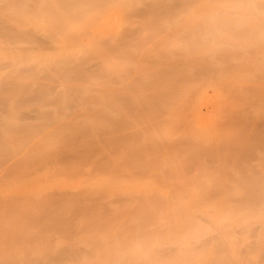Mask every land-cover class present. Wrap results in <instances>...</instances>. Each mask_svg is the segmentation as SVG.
<instances>
[{"label":"bare ground","instance_id":"1","mask_svg":"<svg viewBox=\"0 0 264 264\" xmlns=\"http://www.w3.org/2000/svg\"><path fill=\"white\" fill-rule=\"evenodd\" d=\"M135 1H140V4H137ZM135 1L133 3L134 5L130 6V4L127 2V0H123V1H121V0H0V179L1 178L6 179V181H8V179L11 180V182L8 181V182H5V184L0 185V187L5 188V189L0 188V190H1L0 192H2V191L5 192V190L9 187L17 186L18 185L17 183H20V180H18V179H22L21 183H28L31 185L33 184V181H35L36 184L43 183V186H40V188H38V189H37V186H32L34 189V190H32V191H34L33 193H30V192L27 193L26 192V194H22L21 191H19V190H21V187H17L19 193L15 194V196L5 195L4 193H0V264H86V261L87 260L89 261L88 255L89 254H95V253L98 254V256H100V257L97 256V258H99V259H96V258L91 259L92 261L93 260L94 261L96 260V261L91 262V260H90L89 261L90 264H114V262L116 261V260H114V256H110L109 260H107V259L105 260L103 257H102L103 258L102 259L101 256H105V254L109 253L110 251L113 252V250L118 251V250H122V249L129 248V247H135L134 246L135 242L139 241V240H140L139 241L140 244L136 243V248H132V249H135L134 251L135 252L138 251V253L141 251L143 252L145 250H148V252L146 251V253H150L149 256L147 254L148 258L144 259V260L139 259L138 254L133 255V253H130V251H129V253H127L126 256L122 260H120V261L117 260L118 262L115 264H264V183H261L263 181V180H260L262 178L261 177L260 179L256 178L255 181H258V182H253V184H248V183H251L250 181L246 182L248 180H251V178H249L250 176L249 177L245 176L246 173L243 171L244 166L242 168L240 166V168H239V165H241L240 164L241 162H242V164L243 163L245 164L248 161L247 158L248 159L251 158L250 161L251 160L253 161V159L258 160L254 156L255 154H253V152L255 153V151H256V150L255 151L252 150V149H254L253 148L254 146L256 147V145L257 146L260 145V147L262 146L260 149L264 150V79H263L264 77L261 76L262 79L256 78V75L257 76L260 75L261 72L258 73V71H257L256 72L257 74L254 77H251V75L249 77H247L250 80V81H248L249 84L246 83L244 85V84L240 83L237 87H235L236 91H235L234 87H232V90L230 88V91L232 93L231 95H233L235 98L234 99L235 102L234 101L233 102L231 101V102L234 106L236 104H238V105L235 106L234 111H233L234 107L231 108V110L233 112L231 110H229V108L226 107L228 110H226L225 112L228 111V113L226 114L227 115L226 119L224 118L226 121L223 120V122L224 121L225 122L224 123L222 122V123L224 126L227 125L228 129H229V126L231 128V125L232 126L235 125V126H233V127H235V128H233V132L231 131L232 128L229 130L233 133V134H231L232 139H230V138L227 139L226 137H222V134H220V136L222 137L221 138L218 135L220 140L221 139H223V140L227 139L225 141L226 143L225 142H224V144L219 143L221 141L218 140V142L216 141V144L214 142V143H210L209 145H204L202 147L203 148L202 150L199 147V149H200L199 153H197V151L195 150L196 155H192V153H194L193 152L194 150L192 151V153L191 152H190V154L188 153L191 157H194V156L199 157V156H201V154H202V156L212 157V158L209 157L208 159H212V160H210L211 164H213V165L217 164L218 165V166L217 165L213 166V168H211L212 170L214 169L213 171H216V173H218V175H219V177H217L218 181L214 182L215 180H213V181H211V182H213L212 184L203 185L202 188L205 189V191L201 194L192 196L190 194L191 191H190V193L186 192L187 190L185 187H187V188H188V186H190V187L195 186L196 187L197 186L196 184H194V185L188 184V186H187V184L185 183L186 185L183 186L182 183H181L182 185L180 183H179L180 185H177L174 183V184L168 185V187H167L168 183L166 182V180H165V182H166L165 183V182L161 181V179L159 178L161 173H160V175L158 173H156L157 176L153 175V179H155V177H158V179L156 178L155 180H158L159 182L161 181L160 183L163 182L164 184L163 185L161 184L162 186H164L166 184L165 187L167 189H170V188L171 189L172 188H178L179 189L181 187L182 190H180V189L179 190L183 191V193L186 192L184 194H181V197L183 199V203H181V204H180V202L178 203L181 205V207H180V205H178V207L183 208L182 209L183 214L178 215V218L174 219V221H173L174 223H177V224L181 223L182 227H185L184 230L187 227V231L189 229H190V231H192V228H194V225L202 226L203 224L204 225L209 224V226L207 228H203V229L199 230L198 233L196 232V234H192L193 231H192V233L189 231L192 234V236L190 237V240L188 239L189 241L187 244L177 243V242H174V240H173V242L165 241V239L166 238L168 239V237H166L164 239V241L160 240L159 237L160 236L163 237V235H164L163 233L166 232L165 231L166 230L165 225H167L166 223H168V222L167 221H166V223L164 221L162 222L163 213L161 212L162 213V219H161L160 215L158 213H156V211H155V208L159 209V211H160V209H162L161 207L160 208L158 207L159 206L158 204H159V202H161V200H162L161 198L163 196L162 197L159 196L160 197V200H159V198L156 197L157 194L155 195L154 192L151 194H138L136 192L123 194V193H120L121 192L120 191L119 193L115 192V193H112L113 195L112 194L110 195V194H106V192L103 190L102 191L103 193H101V196L98 195L101 198L99 200L98 196L96 197V193H94V195H92L91 191L89 190V188H91V186L89 187L87 185L88 183H84L83 185L85 187H82L80 189V192H78L81 195L76 194V192H73L74 194L71 193L73 195V197H70L71 194L69 193V196L64 195V196H66V198L64 197L65 198L64 199L62 194L58 191L59 189L48 191L47 190L48 188H46L47 187L46 184L54 183L60 177L59 174H61L62 171H58V170H62L60 168L62 163L66 162V161L76 162V159L79 162L81 159H82V161L80 162L78 167H75V169L73 170V173L70 175L71 177L74 174L77 176L78 173L83 174L85 172L84 174H86V175L90 174L89 176L92 179V177H97L95 175L99 176V175H102L103 173L105 174V172L106 173L112 172L113 177H115V175H118L115 177V180H116V182L119 183V181H117L118 177L122 174V172L124 173V171L125 172L127 171V169L124 170V167H122L123 171L121 170V168H120L121 163H128L129 164L131 162L129 165L134 164L135 168H138V167L140 169L142 168L141 169L142 171L138 170V172H136L137 170L133 171V168H132V171L129 172L131 169L127 167L130 170L128 171L129 173H126V175L132 174V176L134 175V177H135V173L136 174L137 173L143 174L142 172H146L147 170H151L152 166L155 167V165L157 164L156 159L158 158L159 155L156 154L157 155V156L155 155L157 157L156 158L154 156L155 152L152 155L153 158H156L155 161H154V159L152 161L150 156H148V154L146 152H142V153H138V151L136 152L138 147L141 146L140 144H142V148H144L146 145H148L150 148L151 144H152V146H151L152 148L153 147L155 148V146H158V147H156V149H153V150H157V151H158L157 148L162 147L163 144H164L163 147L166 146L165 145L166 139L169 138V136L165 140H163V142L160 140H156L157 138L154 140L150 136L146 137L145 134L142 136V135L138 134L139 131L137 133V130H139V129L142 130L141 126H143V129H144L145 123H144V125H142V123H141L140 124L141 126L138 127L139 129L137 128V125H136L135 128H137V130L134 128L136 130L135 131L132 128V130H133L132 131L131 127L128 126L129 124H127V123H129V121H127V119L132 118V114L134 112L133 115L134 116L137 115L136 117H138L135 119L137 121L139 119V115H141V113L143 112L142 111L140 113L138 110L139 109L143 110L142 108H144V110H145L147 107L149 108V106H151V105L153 106L154 102H155L154 105H156L155 107L164 106L163 102L159 101V100L160 99L164 100L168 96V95H165V98H161L162 95L164 97L163 93H165L167 91V89H168L167 92L170 91L169 90L170 88L165 89L166 86L165 87L161 86L163 89H165V90H163L164 91L163 92L162 89L160 88V86H157V85H154V87L156 86L155 88L153 86H152V88H150L151 86H149V85H148L149 88L148 87L146 88L145 84L142 83L141 79H138V81L136 79H135L136 81L135 80L133 81V79L129 80L130 82L133 81V83H129V81H128L129 85L130 84L131 85L132 84H136V85L141 84V85L140 86L138 85L139 88L135 87L133 89V95H131L130 93H129L130 95H128L126 92L123 93L124 92L123 91L122 92L123 95L122 94L120 95L121 98L123 97L122 98L123 101H125L124 99H126V102L130 101L128 98H130L131 96L136 98L135 95L136 94L138 95V92L139 93L141 92V91H139L141 87H145V90L147 89L145 94H147L149 96L151 95V97H148V98H150L151 100H152V98L156 99V100H154V102L152 101L153 104H150L151 100H149L148 98H145V97H147L143 92L145 90H143L144 88L143 89L141 88V90H143L141 92L142 95L141 94H140L141 96L138 95L137 99L139 97L142 98V96H143L145 100L142 98L143 100L139 99V104L137 101L136 102H137L138 106L140 105L142 107L140 108V106H139V108H138L136 102L134 101L135 102V104H134V102L131 100L130 102H132V104L136 105L138 110L134 105H133L134 107H131L132 105H130L131 108L128 107L129 110L126 109L127 112H131L130 110H134L133 108H135V111L128 114L126 111H123L122 108L125 106L122 104V102H120L121 100L118 101V102H120V104H122L121 109L117 108V106H112V104H109V102H111L110 101L111 98H113V100L112 99L111 100H112V102H114V98L119 97V95H118L119 93H117V92L120 90V88L122 90V87H121L122 82H120L121 84H116V85H118L117 88H115L113 85H111V87H110V85H108L110 82L111 83L113 82V79H112V81H110L111 79L109 81L107 80L109 82V83L107 82V84L105 82L100 83L98 81H94L96 83L98 82L96 84L95 88L90 87L94 83L92 84L90 82V84H89L90 79H92L94 77L93 79L95 80V77L96 78L98 77L97 72L96 73L93 72L94 76L90 77V74H92L94 67H97L95 69H98V66H99V70H102V69H100L101 65L99 64V62H101V63L106 62L105 58H103V57L106 56V59L108 58L107 60H109L108 63L113 64V62H111L110 58H109L113 52L111 54H109V57H107V55L103 56L104 54L102 52L101 53L103 55H101L100 52L99 53L96 52L95 50H94L95 51L94 52L93 50H91L92 49L91 45L94 44L92 41H91L92 43L90 45L91 47L89 46V43L87 42V44H88L87 47L89 46L88 48H90L89 50L85 46V44H83L82 46H81L82 43L79 44V46L81 47V50H82L83 46L87 48V49L83 48L84 51L82 50L83 52L81 54H83L84 52L85 53L87 52L86 53L87 55L85 53L83 55H76V53L79 50H76L75 48H73V45L71 48H69V49H71V53H69V51H68V54H66V55L64 54L63 56H61V58H59V57L53 58V57H50L48 54L41 52L42 50L48 49L51 47L53 48V49L51 48L52 51H54V50H55L54 52H56V50L59 51V47H58V49H56L57 45H55L56 47H54V43H59V46H60V44H63L65 42H68L67 44H69V45L73 44L72 40L78 41V38L80 35H77L78 33L77 34L75 33L77 31L75 29L79 30L82 25H84L83 27H85V24H88L89 22L91 23V21H92V23L90 25L92 26V24H94V22H97L96 19L98 20V18L100 17V15L102 13H105V12L111 10L112 7H115V5L118 6V4L125 6V9H123L124 11H122V13H121L122 19H123V16H126L123 14V13L126 14V11L129 13V14L127 13L128 18H130L131 15H134V14H137V15H139V14L145 15L146 14L147 16L150 15V17H148V19L150 18L151 20H148V19L146 20V18H147L146 15L145 16L143 15L145 18V21L142 18V23H143V25L149 24V27H150V24H153L151 26L153 28V26L155 27L156 24H162L163 25V21H161V19L164 16L168 17V19H169V16H171L170 14L175 15V14H178L182 10L184 12L185 7H190L191 5H192L191 7H194V5L199 4V2L201 3L200 0H135ZM125 2H127V3H125ZM209 2H211V0ZM242 2L245 5L247 3L246 6L245 5L242 6L243 8L245 7V9H244L245 13H244V15L243 14L242 15L246 18V20L249 19V18L247 19L246 15L248 14V17H249L250 16L249 14H252L254 11L253 8H257V9L259 8L258 10H260L261 7L264 8L263 4L261 5V7H259L261 3H264V0L263 1L262 0H245V1L243 0ZM207 3L203 4V5L204 6L207 5ZM233 5L235 6L234 2L232 4L231 8H233ZM237 5L238 4H236V6ZM208 6L210 7V5H208ZM224 6L226 7V5H224ZM196 8H197V6H196ZM229 8H230V6H229ZM262 8H261V10H262ZM207 9H209V8L206 7V10ZM250 9H251V11H250ZM196 10H201V9H196ZM196 10H193V11L195 12ZM237 10L239 12V9H237ZM176 11H177V13H175ZM213 11H214V9H213ZM240 11H243V10H240ZM246 11H247V13H246ZM130 12H131V15H130ZM222 12H223V10H222ZM228 12H229V10H228ZM195 13H198V15H199L198 11ZM205 13H206V11H205ZM233 13H234L233 16L235 17V13H237V12L234 11ZM167 14H169V16ZM210 14H211V12H209V15ZM223 14L224 13H222L221 15L223 16V18H225ZM142 15H139V16L142 17ZM185 15H187V14H184V16ZM188 15L190 16V14H188ZM209 15L206 14V17H208ZM254 15L257 16L258 17L257 19L259 20L260 17H262L261 15H263V14L260 11V14H257V15L254 14ZM258 15H260V16H258ZM189 16H188V18H189ZM194 16H196V15H194ZM203 16L205 17L204 14H203ZM217 16H215L216 20L220 19V22H222L223 18H220L221 17L220 15H219L220 16L219 18ZM228 16H229V14H228ZM231 16L232 15H230L229 17H231ZM127 17H124V20L126 21L125 26H127L128 22H130L128 20L131 19V18L128 19ZM151 17L153 18V20ZM200 17H201V15H200ZM206 17H205V20L207 22L211 23L209 18L206 19ZM229 17H227V18H229ZM239 17L241 20L242 16L240 15ZM239 17H237V18H239ZM263 17H264V15H263ZM121 18H120V20H121ZM125 18H127L128 20ZM190 18L192 20L194 19L193 17H190ZM197 18H199V17H197ZM215 18L213 21H215ZM233 18H230V19L233 21ZM182 19L186 21L185 18H182ZM196 19H194V20L196 21ZM230 19H228L227 21H231ZM194 20H193V22H195ZM218 20H217L218 24L216 22H214L217 24V27L220 24L222 25V23H219ZM234 20H235V18H234ZM170 21L168 20V22H170ZM213 21H212V23H213ZM223 21H224V19H223ZM263 22H264V18H263ZM183 23H187L184 25H186V27L188 26L187 21L186 22L183 21ZM195 23H199V21L195 22ZM223 23H225V21ZM228 23H230V22H228ZM231 23H233V22H231ZM252 23H253V20L250 23V25ZM255 23H256V21H255ZM234 24H236L235 21H234ZM257 24H258V22H257ZM90 25H86V26H90ZM146 25L143 29L146 31L145 28L147 27V31H148L149 27ZM176 25H178V24H176ZM196 25H198V24H196ZM231 25L235 26L233 24H231ZM237 25L238 26L240 25L239 28L241 27V24H237ZM237 25L235 26L236 28H237ZM247 25L249 26V22H247ZM73 26H75L74 27L75 32L73 31L75 35L72 32ZM77 26L79 28H77ZM137 26L135 28L133 27V29H132L128 25L126 30H124L125 29L124 28L123 30H121L123 32H121V31L120 32L121 33L126 32V35L128 36V38L131 39V35H134V34L136 35V32L134 30L135 29H136V31L138 30ZM181 26H183V25H180L179 27H181ZM258 26H260V25H258ZM263 26H261V27H263ZM164 27H165V25H164ZM179 27H177V28H179ZM82 28H81V30H83V34H85L86 32L84 33V30L88 31L87 29L89 27H87L86 29L85 28L82 29ZM139 28H140L139 30H141L145 33V31L141 27H139ZM155 28L157 29L158 27H155ZM159 28L161 29V31H163L162 29H164V28H161V26H159ZM159 28H158V31L156 29L155 30L159 34L162 33V35H163V32L165 30L163 32H160ZM172 28H173V26L171 27V30L174 32V30ZM220 28H222V31H223V26L219 27V29ZM225 28H226V26H225ZM246 28H249V27H246ZM127 29H129V30H127ZM149 29L152 31L151 28H149ZM187 29H188V27H187ZM191 29H192V27H191ZM233 29L235 30V28H233ZM238 29H236V30H238ZM240 29H242V27ZM81 30H79V32ZM171 30L170 29L167 30V33H171L172 32ZM250 30H247L246 33L248 31H250V32L253 31L252 29H250ZM261 30H263V28ZM190 31H192V30H190ZM199 31H200V28H199ZM203 31H205L204 28H203ZM127 32L128 33L131 32V33L127 34ZM143 32H141V33H143ZM152 32L154 34V30ZM173 32L171 34H173ZM180 32H179V34H180ZM193 32H195V31H193ZM193 32L191 33L192 36H193ZM137 33H139L138 35L141 34L140 32H137ZM159 34H158L157 38L160 37L161 34L160 35ZM228 34H230V32ZM126 35H124V38L126 37ZM194 35H196V34H194ZM213 35H214V33H213ZM226 35L227 34H225V36ZM73 36H75V37H73ZM189 36H191V35H189ZM203 36L204 35H201V37H203ZM227 36L225 38H227ZM120 37H122V36H120ZM120 37H118V39ZM136 37L137 36H135L134 38L136 39V41H139V42L143 38V37L140 38L139 36L137 38ZM165 37H166V39L168 37V40L171 39V38H169V37H171L169 34H166V36L164 35V39H165ZM216 37L217 36L215 35V38ZM69 38L72 39L71 40L72 42H70V43L67 40ZM124 38L123 39L120 38L118 41H120L121 39L125 40V41L129 40V39L126 40V38L125 39ZM134 38L131 40L132 41L135 40ZM194 38L195 37H193V39ZM259 38H261V37H259ZM106 39H109V38H106ZM138 39H140V40H138ZM164 39H162V42L166 43L168 40L166 41V39H165V41H163ZM185 39L183 38L182 40L186 41ZM252 39L255 40V38H253V37H252ZM93 40H94V38H93ZM101 40L103 41V43ZM101 40L98 39L97 42L99 43L101 41V43L104 44V41H105L106 46L111 45L110 43H109V45L107 44V42H109L108 40H103V39H101ZM116 40H117V38H116ZM122 40L120 42H122L124 44L125 42ZM146 40H147V38H146ZM179 40L177 39V41H179ZM226 40L228 41V39H226ZM136 41H134V42H136ZM147 41L150 42V40H147ZM160 41H161V39H160ZM160 41L152 43L151 44L152 47H151L150 43L147 42L148 43L147 45H150V46H148L150 48H148L147 50H151L152 52L147 51V50L144 51L142 48L144 53H142L140 51L138 56H137L138 53L133 56L134 53L130 54L128 52H127V56H126V50H127L126 48H128L129 46L126 45V48H125V46L124 47L121 46L122 49L125 50V52L122 53L123 57H124V59L126 57L128 59V56H130V55L133 58L136 56L135 58H137V57L138 58L134 59V61H132V62H135L136 60H138L137 61L138 65H139V61H141V62H146V64L148 66L153 63L152 61H154V59H155V62H157V60L159 61V59H161V61H163L162 58L167 61V57L165 56V54L167 52L160 50L162 52L161 53L159 51V49H161V48L159 47V49H157L158 47H156V45L158 46L159 43H162ZM169 41L171 42L172 40H169ZM183 41H182V43H183ZM227 41H226V43L229 44L228 42H230V41H228V42ZM231 41H234V40L231 39ZM260 41H261V39H260ZM97 42H95V43H97ZM134 42L129 41V43H131V44H133ZM168 42L166 43L167 45H169V43H170V42L169 43ZM172 42L175 44L174 40ZM215 42H217V41H215ZM262 42H261V44H262ZM115 43L117 44L118 42H115ZM177 43H179V42H176V44ZM182 43L180 42V44H182ZM226 43H225V45H226ZM253 43H254V41H253ZM105 44L102 45L103 47L100 45H97V46H100V48L104 49ZM116 44H113L112 46L115 47ZM240 44H243V43H240ZM120 45H122V44L121 43H119V45L117 44V47L119 48ZM153 45H154V47H153ZM189 45H190V43H189ZM259 45H260V43H259ZM134 46H135L136 50H138V49L141 50V48H139V46H137L138 47V49H137L136 44ZM162 46H164V45H162ZM61 47H63V45H61ZM93 47H95V45H93ZM260 47H262V46H260ZM260 47H259V49H260ZM96 48H98V47H96ZM129 48H131V47H129ZM153 48L155 50L156 49L157 50L154 51ZM177 48H178V45H177ZM102 49H100V50H102ZM257 49H258V47H256L255 51H257ZM90 50L93 51V53ZM206 50H208V49H206ZM72 51H73V53H72ZM188 51H189V49H188ZM210 51L213 52V50H210ZM259 51L260 50H258L257 52H259ZM120 52L121 51H119V53ZM159 52H160V55L165 56L166 58L165 57H162V58L158 57V56H160V55L157 56V54H159ZM212 52H210V53H212ZM242 52H243V50H242ZM115 53L116 52H114L113 54H115ZM239 53H240V50H239ZM71 54H74V55H71ZM89 54L90 55L92 54V55L89 56ZM96 54H97V56H96ZM122 54L120 53L121 56L118 58L115 55H113V57H115L116 60H118V61H116V62H118V64H117L118 66L120 65L119 63H121V61H122L120 58L123 59ZM124 54L126 57L124 56ZM143 54H145V57H143L144 56ZM146 54H148L151 57V59L149 56L146 57ZM150 54L152 56L155 55L157 58L152 57ZM222 54H223V52H222ZM85 55L88 59L86 61H85V57H83ZM116 55L118 56V52ZM215 55L217 56V54H215ZM262 55H263V52H262ZM131 56H130V58L132 59ZM223 56H224V54H223ZM225 56L227 57L226 54H225ZM242 56H244V55H242ZM257 56L256 57L252 56L251 60H253V62L249 61V62H252L251 66H249V63H247L249 66V68H247V70L252 68V69H250V71L253 70V72H254L253 74H255V70L257 69V67L260 68L259 67L260 65L257 66V64H260V63L256 62V65L253 64V63H255L254 61L257 58ZM72 57H73V59H71ZM74 57L76 58V60ZM81 57H83L84 60H82L83 58H81ZM113 57L111 56V58H113ZM148 57L150 60L148 59ZM187 57H189V56H187ZM239 57H241V55ZM260 57L262 58L264 56H260ZM89 58H91V59H89ZM140 58H143V59L146 58V60L145 59L140 60ZM201 58H202V56H201ZM102 59H104V61ZM127 59H125V60L127 61ZM71 60H72V62H74V61L76 62L78 60L77 64L79 66L76 63H73V64H75L76 68H74V70H72L71 72H73L72 74L74 75L75 72L79 71L80 74L79 73L78 74L81 76V77H79L80 81H79V78L77 77V75H76V77L78 78V80L76 79V77H73V78H75V80H77V82L75 81V82L70 83L67 79H66V81H64L65 80L64 75L66 73L63 75L62 71H60V73L57 72L59 76L62 77V75H63L64 78H62V79H57L56 76H51V74H49L50 70H52V72L50 71V73H53V69H58L57 71H59L60 69H62V66H64L65 64L68 66V64H70ZM119 60H121V61H119ZM129 61H130V59H129ZM181 61H183V60H181ZM222 61H224V60H222ZM132 62H131V65H132ZM40 63H42V65ZM43 63H44V66H43ZM128 63L130 64V62H128ZM128 63H127V65H129ZM197 63H199L198 59H197ZM201 63H202V61H201ZM201 63H199L200 65H197L195 63L197 66H195V68L191 67L192 71L191 72L189 71L190 73L188 72V74H187V72H186V75H185V73H184V75H182L183 74V72H182L181 76L182 77L185 76L187 79L189 78L188 79L189 81L191 78L195 79L194 77H196L198 75H199V77H200V75L201 76L203 75L205 77L206 75H204V74L209 73L208 70L212 69V68L211 67L206 68V67L202 66ZM228 63H230V62H228ZM123 64H124V62L122 63V65ZM109 65L112 66L111 64H109ZM117 65H114L112 67L113 69H111V67L109 66L110 69H109L108 73H110V74L113 73V72L111 73L110 70L116 71L115 66H117ZM184 65H185V63H184ZM228 65H230V64H228ZM245 65H246V63H245ZM254 65L256 66L255 70L252 67ZM65 66L63 67V69L67 70L68 68H67V66L65 68ZM71 66L72 65L69 66L70 67L69 71L71 70V68L74 65L72 67ZM108 66H106V67L104 66L106 71L108 70L107 69ZM157 66L158 65H156V67ZM239 66L242 67L243 65H241V63H240V65H238V67ZM248 66H246V67H248ZM104 67H103V71H104ZM246 67H244V69H246ZM148 68L146 67V69H148ZM232 68L233 67H231L230 69H232ZM75 69H78V70L75 71ZM95 69H94V71H95ZM135 69H138V68L136 67ZM227 69L229 70V68H227ZM240 69H239V71H240ZM89 70L91 73L89 72ZM151 70L153 71L152 68H151ZM69 71H67V72H69ZM117 71L120 72V69ZM128 71L130 72V67H129V70H127V72ZM169 71L172 73L171 69ZM169 71H167L168 74L170 75L171 78H173L174 74L172 73L173 75L171 76V73H169ZM261 71L264 72L263 70H261ZM98 72L100 73V71H98ZM162 72H163V70H162ZM244 72H246V71H244ZM54 73H55V71H54ZM86 73H88V74L90 73L88 78L86 76ZM155 73H156V70H155ZM237 73L239 74V72H237ZM67 74H69V73H67ZM141 74H142V72H141ZM73 75H71V73H70V78H68V79L72 80L73 78L71 76H73ZM105 75H107V74L104 72V75L102 74V76L104 77ZM113 75L114 74H112L111 76H113ZM154 75L152 73L151 76L155 77ZM166 75H167V73H166ZM166 75L164 74L163 78ZM83 76H86L85 78H87V79H82ZM102 76L98 77V78H101V79H99L100 81L103 80ZM111 76L109 75V77H108V75H107V77H108L107 79L113 78ZM116 76H118V75H116ZM116 76L114 75L115 78H116ZM227 77H228V75L226 76V78ZM243 77L244 76H242L241 79H243ZM258 77H260V76H258ZM123 78H125V77H123ZM253 78H255V79H253ZM104 79L106 80L105 77H104ZM117 79L119 80V78H117ZM117 79H114V81L117 82ZM160 79H161V77H160ZM237 79H238V76H237ZM245 79L246 78H244V83H245ZM105 80H103V81H105ZM204 80H206V79H204ZM222 80L223 79H221V81ZM238 80H237V82H238ZM194 81L197 82L198 78H197V80H193L192 85L194 84ZM221 81L219 82V84L221 83ZM158 82L160 83V81H157V83ZM222 82H223L222 84H224V81H222ZM239 82H240V80H239ZM246 82H247V80H246ZM113 83H115V82H113ZM128 83H126L127 85L123 84V86L126 85L125 88L124 87L123 88H124V90H126V87H127V90H126L127 92L129 90L128 89L129 87L133 88L131 85L129 86ZM205 83H206V81H205ZM105 84L108 85V88H107V86L104 87ZM153 84H155L154 81H153ZM184 84L187 85V82H185ZM97 85L98 86L103 85V86L98 87ZM160 85H162V81H161ZM164 85L165 84L163 83V86ZM178 85H180V84H178ZM188 85H189V83H188ZM205 85H207V84H205ZM230 85H231V83L229 82V86ZM93 86H95V85H93ZM181 86H178V87L180 88ZM209 86H211V85H209ZM118 87H119V89H118ZM157 87H158V89L160 88V91H162V94L160 93V91H158V92L153 91L155 89L157 90ZM189 87L190 86H188V88ZM222 87H224V85ZM136 88L138 91L136 90ZM203 88H205V87H203ZM148 89H149V91L152 89L150 91V93H149ZM193 89H194V87H192V89L189 90V92H188L189 96H190L191 91L194 92L197 90V89L196 90H193ZM220 89H222V92H223V88L220 87ZM233 89H234V91H233ZM134 90H135V92H134ZM176 90H179V89H176ZM200 90H201V87H200ZM237 90L239 92H241L242 95L237 94V92H238ZM108 91L110 93H108ZM198 91L199 90H197V92ZM230 91L228 90V92H230ZM72 92H74V94H72ZM130 92L132 93V89L130 90ZM180 92H181V90H180ZM193 92H192L191 97L194 100V97H193L194 93ZM77 93L79 95L83 94L81 96V99L78 98L79 95H78V97L75 96V94L77 95ZM134 93H136V94H134ZM157 93H159V95ZM69 94L70 95L72 94L71 96H73V97H71ZM126 94L128 96H125ZM183 94H184V92H183ZM152 95L154 97L156 96V98L152 97ZM186 95H187V93H186ZM231 95L230 94L228 95V99L233 100V99H231L233 96L230 97ZM59 96H60V98H58ZM61 96H66L67 98L70 96L72 99L77 97L78 100H77V98H76L77 102L74 100H73V102H71L72 100H68V103L70 105H68L66 102V105L64 107L62 106L64 108V110H66V111L64 113V112H62L63 110H60L62 112L61 113L59 110L57 111L53 108L55 105L59 104V99H61V98L63 99V97H61ZM106 96L108 97L106 99H108L109 101L108 100L107 101L101 100L102 102L99 101V98H101V97L104 98ZM159 96H160V98H157ZM70 97H69V99H71ZM97 97H99V98H97ZM195 97H197V95ZM168 98H170V96ZM57 99H58V102H57ZM118 100H119V98H118ZM165 100H164V102H166V104H167L168 101H165ZM142 101L143 102L146 101L147 105H146V102H145V104H143ZM158 101H159L160 106L156 104V102H158ZM183 101H185V99ZM187 101H188V99L185 101L187 106L189 104H192V101L191 102L189 101L188 104H187ZM118 102L115 101L114 104H118ZM126 102H124V104H126ZM161 102H162V104H161ZM231 102H230V104H231ZM240 103H242L241 106L239 105ZM243 103H245V105ZM95 104H103V105L109 104L108 105L109 110L115 109V111L113 110L111 112H115V113H119V114H120V112H122L120 115L121 117L118 118L117 117L119 115L118 114V115H116L117 118L114 116H112L113 117L112 118L109 116L110 115L109 110L107 111L106 109H103V107L95 108L94 107ZM128 104H129V102H128ZM183 104H184V102H182V105ZM230 104H229V106L228 105L227 106L230 107ZM43 105H44V107H42ZM110 105L112 107H110ZM143 105L145 107H143ZM59 106L61 109L62 108L61 105H59ZM237 106H240V107H237ZM164 107L166 108L167 106H164ZM164 107H161V108L163 109ZM180 107H179V109H178V107H175L174 111L175 110L179 111L181 108H184V106L181 108ZM192 107H193V105H192ZM148 108H147V110L157 109L154 107H152V108L150 107V109H148ZM161 108H160V110H161ZM236 108H238V109H236ZM58 109H59V107H58ZM116 110H118V111L116 112ZM120 110H122V111H120ZM190 110L189 111L187 110L188 115H190L189 113L192 112ZM150 111H152V110H150ZM162 111H165V110L163 109ZM230 111H231V113H229ZM137 112L139 114L135 115V113H137ZM171 112L170 113L167 112L166 114L169 115V114H171ZM58 113H59V116H58ZM124 113L125 114L127 113V115L129 117L126 116V118H124V117L122 118V115L123 116L125 115ZM159 113L160 112H158L157 114L159 115ZM162 113H160V115ZM154 115H155V112H154ZM177 115H179V114H177ZM134 116H133V118H135ZM163 116H165V115H162L161 117L158 116V117L163 118ZM169 116H171V115H169ZM165 118H166L165 120L168 119L167 116H165ZM169 118L170 119H168V120H170V121L172 118H173V120L177 119V117L176 118L175 117H172V118L169 117ZM180 118H183V117L180 116ZM150 119L154 120L153 117H151ZM156 119L157 118L155 117V120ZM185 120L188 121V119L184 118L183 121H185ZM130 121L134 122V119H131ZM157 121H159V120H157ZM157 121H155V122H157ZM161 121H162V119H161ZM150 122L152 123V121H148V124ZM176 122H175V124H176ZM135 124H138V123H134V125ZM158 124H157V126H158ZM170 124L175 125L174 123H170ZM163 125L164 124H162V126ZM187 125H186V128H184V129H186V131H184V134H185V132L187 134L189 133V132H187V130L190 128L189 127L187 128ZM218 125H216V126H218ZM151 126H153V125H151ZM221 127L223 128L222 125H221ZM145 128H147V127H145ZM154 128H156V126ZM174 128H176V127H174ZM156 129H158V127ZM161 129H162V127H161ZM145 130H147V129H144L142 131L145 132ZM150 130H149V132H150ZM222 130H224V129H222ZM218 131H219V128H218ZM224 131H227V129H225ZM234 131H235V134H234ZM143 132H140V133L143 134ZM191 132H192V129H191L189 135L183 134L185 136V137L184 136L183 137L186 139V141L188 140L190 142V140H194V139L196 140V136L191 134ZM166 134H168V133H166ZM190 134L195 136V137H193L194 139H190V137H191ZM172 135H174L173 131L171 132V136ZM226 135H227V133H226ZM233 135H236L235 138L237 140L234 138ZM91 136H94L95 138H91ZM148 137H150V138L148 139ZM172 137H174V136H172ZM233 138L236 140V142L231 141V140H233ZM174 139H176V137ZM237 141H241L242 143L249 141L250 143L247 142L248 144L247 143L245 144V146H247L245 148L244 144L241 145V142H239V144H238ZM15 142L19 143V144L17 146H15L14 145ZM167 142H168L167 145L172 144L170 141H167ZM189 142L187 144H189ZM103 143L109 147V149H110L109 154L106 152V148L103 149L101 147H97V144H103ZM120 143H122L123 145L127 144L128 146L127 145L123 146ZM190 143H192V141ZM250 144L252 147L250 146ZM193 145H191V147L194 149L196 148V146L198 147L197 144L194 145L195 147ZM248 145L251 148L248 147ZM176 146H177V148L178 147L180 148V146H182V145L178 146V144H177ZM130 147L133 149H131ZM170 147H168V149L166 148L167 152L171 149ZM175 147H172V149ZM183 147H181L182 153H183V151L185 152V149ZM239 147H240V149H239ZM134 148H135V150H134ZM185 148H186V146H185ZM243 149H245L244 151L246 153H247V151H249L251 149L252 151L250 150L249 154L252 152L250 155H252L254 157H252L249 154H246L244 152L247 155V158H244V156H246V155L242 152ZM116 150H118V151H116ZM122 150H125V151H122ZM161 150H162V152L164 151V149L159 148V152H161ZM197 150H198V148H197ZM239 150H241V152ZM263 150H261V151H263ZM177 151H178L177 154H179L180 149ZM188 151H190V150L188 149ZM188 151H186V152H188ZM169 152H171V151H169ZM186 152H185V155L187 154ZM114 153H115V155H114ZM118 153H121V155L123 154L124 156H126L128 162L127 161L124 162V160H126V159H123V157L121 160H119L121 157H118V156H120ZM242 153L244 154L243 157L240 156ZM159 154H160V156H159V158H160L161 155H163L164 153H159ZM165 154H167V153H165ZM109 156H110V158H113V156L114 157L117 156L118 159L113 158L114 161L113 160L111 161L110 158L108 159ZM171 156H172V154H171ZM202 156L200 158H202ZM236 156H240V158L242 157V159H240V161H239V159H236ZM174 157H176V156H174ZM261 157H264V156H261ZM195 158H197V157H195ZM208 159L206 161H209ZM177 160H178V158H177ZM177 160L175 158V161H177ZM193 160H195V159L191 158L190 161L193 162ZM241 160H246V162L241 161ZM263 160H264V158H263ZM78 161H77V163H78ZM116 161H120V164L117 165ZM199 161H201V159ZM199 161H196V163L194 161L193 164H198L200 166V163H197ZM259 161H261V159ZM262 162L264 163V161H262ZM117 163H119V162H117ZM158 163H159V160H158ZM201 163H203V162H201ZM210 163H209V165H211ZM170 164H172V162H170ZM205 164L208 165V162L207 163L205 162ZM247 164H248V162H247ZM117 166H118V168H117ZM179 166H180V164H179ZM251 166H253V165H251ZM262 166H264V164ZM175 168H178V167L176 166ZM207 168H210V167L208 166ZM106 169H108V170H106ZM118 169L121 172L116 171ZM233 169H237V173L244 172V173H242L243 174L242 176H244L246 184H242V185L239 184V183H241V180L243 178L242 179L238 178V179H240L238 186H233V185L229 184L230 181L233 180V182H234V180L237 179L231 175ZM241 169H243V170H241ZM251 169H253V168H251ZM254 169H255V167H254ZM101 170H103V171H101ZM95 171L97 173L99 171V174H97ZM154 171H156V170H154ZM42 172L43 173L45 172V174L47 175L46 178H44V176H41ZM113 172L114 173L116 172L118 174H116V173L114 174ZM133 172H135V173L133 174ZM162 172H164V174H166L165 170ZM198 172H197V174H198ZM255 172L258 173L259 171L257 172V170H254V175H255ZM92 173H94V176H92L93 175ZM149 173H150V171H149ZM208 173H209V171H208ZM138 174H137V176H138ZM178 174L179 175L181 174L184 177V172L183 173L178 172ZM198 175H200V174H198ZM198 175L195 178H197ZM202 175L200 177H198L197 179L201 178ZM209 175L210 174H208V176ZM89 176H88V178H89ZM145 176L146 175H144V178H145ZM162 176L166 177L164 175H162ZM177 176L175 178H177ZM204 176L206 177V175H204ZM215 176H217V175H215ZM242 176H240V177H242ZM73 177H75V176H73ZM113 177H112V179L108 178L109 181H110V179H111V181H113V179H114ZM12 178L16 179L14 181H16V182L18 181V182L17 183L13 182L14 184H10V183H12V180H13ZM170 178H171V176H170ZM179 178L181 179V177H179ZM185 178L186 177H184V179ZM141 179H143V177H141ZM164 179H166V178H164ZM214 179H216V177ZM134 180H136V179H134ZM143 180H145V179H143ZM125 181H127V179ZM141 181H139V182H141ZM197 182H200V181L197 180ZM242 182H244V181H242ZM113 183H115V182L113 181ZM236 183H237V181H236ZM93 184H95V183H93ZM99 185H100V183H99ZM157 185H159V184H157ZM135 186L136 185H134L133 186L134 188L133 187L132 188L135 189ZM196 188H200V185L198 184V186ZM171 189L169 191H171ZM183 189L186 191H184ZM203 189H201V190H203ZM71 191H73V190H71ZM173 191L174 190L172 189V191H171L172 193L168 196V198H164L162 200L163 203L161 202V204H162L161 206H165V208L170 207V209L172 208L169 205L171 204V202L173 203V200L177 196L180 195V194H176L178 190L176 192L175 191L173 192ZM199 191L200 190H198V193H200ZM66 192L67 191H65L64 194L68 193V192L67 193ZM82 193H84L85 196L83 195V197H82ZM57 194H60V196H62L63 200H60L61 197H59L60 198L59 199ZM75 194L77 195L75 197V199L77 198V200H79V199L81 200V198H82V199H84L85 202L83 203V201H81V203H80V201L79 202L76 201V203H75V199H74V200H72V201H74L72 203L70 198L73 199ZM87 194L90 195V197ZM78 195L80 196V198L78 197ZM56 196H57V198H56ZM49 197L50 198L53 197V200L57 203V206L54 205L55 203L52 204V201H50V199H49L50 205L47 203L46 207H45L44 202L45 201L48 202L47 199ZM68 197H69V201H71V205L73 204L72 209L74 208L76 212L79 210V208H77V210H76V207L80 206L79 203L83 205V207L80 206L82 208V211H83V208L86 210V212L84 210L83 213H85V214L87 213L86 215H88V216L90 215V213H91V215L94 214V212L96 211L94 208H100L101 213H102V215H100V218L104 217V219H105V217H106V219L107 220L109 219L110 222L107 224L106 223L102 224V225L97 224L99 228L98 227L96 228L95 226H97V225H95L94 227H92L93 229L90 228V231L85 233L84 231L87 230V227H85V226H88V224L83 223V222H85V220L84 221L82 220L83 219V213H80L79 211L77 213H73V212H75L74 209L73 210L70 209L72 213H70V210L67 211L68 208H66V207L68 205H70V203L67 202ZM25 198H27L28 203H32V204L34 203L36 205L37 204L42 205V203H43L44 205H43V207L40 205V207L42 209L38 208L37 210L39 212H37V213H36V210H34L33 213L32 212L30 213L27 211L28 208H26V210L23 209V211L24 212L26 211V212L24 213L23 211H21L22 214L21 213L20 214L22 216L19 214V217L18 216H12L11 215L12 213L10 212V211L15 212V210H16L15 207H17V206H15L14 208L10 207L13 210H8V208L5 209V207H3V205H7V204H10L13 202H16L18 205H20L19 202ZM86 198L88 199V201H86ZM151 199H154V201L156 199V206L158 205L157 207H155V208L153 206H152L153 208L150 207L151 205H149V204H153V203L148 204L147 202ZM157 199L159 200L158 203H157ZM115 201H116V203H118L119 206H121V208H122V204H124L123 205L124 209L125 208L127 209V207L130 206L129 204H132L128 213L124 214V216L126 215L125 217H122L123 215L122 216L120 215V217L122 219L119 217L118 214L115 213L116 211H113L114 210L113 208L109 207ZM128 201H130V203H128ZM179 201H182V200L180 199ZM143 202H145V203L143 204ZM150 202H152V200ZM58 203H60V204H58ZM85 203H87V204L85 205ZM125 203H126V205H125ZM127 204H128V206H127ZM145 204H148L149 206L145 205ZM139 205L141 207L138 209L137 206H139ZM153 205H155V202ZM172 205H174V204H172ZM27 206L30 207L29 205H27ZM74 206H76V207H74ZM97 206H99V207H97ZM175 206H173L174 209H176V207H177V206L176 207ZM64 208H65V210H64ZM70 208H71V206H70ZM121 208L119 207L118 209L121 210ZM29 209H31L30 211L33 210L32 208H29ZM63 211H65L64 213L67 212L66 213L67 215L65 214L66 216H63V214H64ZM91 211H93V213ZM179 211H181V210L179 209L178 212ZM68 212H69L70 216L68 215ZM101 213L98 212V214H101ZM114 213H115V216H114ZM169 213L171 215V212H169ZM176 213H177V210H176ZM60 214H62V215H60ZM71 215H73V216H71ZM116 215H118V216H116ZM11 216H12V218H11ZM59 216H63V218L59 217ZM74 216H76V217H74ZM68 217H69V220H68ZM98 217H99V215H98ZM113 217H115V218L112 219ZM60 218L65 223L62 224V220ZM86 218L89 220V217H86ZM169 218L170 217L168 215V220H169ZM84 219H85V216H84ZM64 220H66V221H64ZM81 222H82V224H81ZM63 225H65V226L69 225L70 227L69 226L64 227ZM62 226L64 227V231L62 230L63 229ZM168 226H170V225L168 224ZM147 227L148 228L150 227V228L147 229ZM203 227H205V226H203ZM45 228L48 230H45ZM94 228H96V229H94ZM198 228L199 227H197V229ZM33 230H35V231L33 232ZM44 230H45V232H40V231H44ZM56 230L58 232H54L52 234L51 231H56ZM184 230L182 228L181 233ZM30 231L33 232V234H31ZM29 233H30V235H29ZM55 233H57V237L61 235L60 237H58V238L62 239L61 242L54 240L55 239L54 238ZM244 234H245L244 238L240 239L241 235H244ZM24 235H25V237H23ZM31 235H32V237H31ZM187 235L188 234H186V236ZM238 235H240V236H238ZM27 236H30L31 239ZM168 236H170V235H168ZM81 237H83V238H81ZM86 237H87V239H86ZM151 237H156V238L152 239ZM164 237H165V235H164ZM80 238H81V240H83V242L84 241L87 242L88 245L87 244L84 246L80 245V243L84 244L83 242H81ZM84 239H86V240H84ZM142 239H144L145 242H149L148 244H150V245L148 246L147 243L144 242V240L142 241ZM169 240H171V239H169ZM176 241H178V240H176ZM144 244H145V246H144ZM143 247L145 248V250H143L144 249ZM120 253H121V251H120ZM96 254L94 255L95 257H96ZM85 256L87 257L86 261L83 260V258ZM90 258H92V256H90ZM89 262L87 264H89Z\"/></svg>","mask_w":264,"mask_h":264},{"label":"rangeland","instance_id":"2","mask_svg":"<svg viewBox=\"0 0 264 264\" xmlns=\"http://www.w3.org/2000/svg\"><path fill=\"white\" fill-rule=\"evenodd\" d=\"M121 1H123V0H121ZM135 1V0H134ZM134 1L133 0H127V2L130 4V6H132V5H134L133 3H134ZM201 1V3L199 2V4H196V5H194V7H185V9H184V12H183V10L182 11H180L178 14H175V13H177V11L174 13L175 15H172V14H170L171 16H169V14H167L168 16H169V19H168V17H163L162 19H161V21H163V25L162 24H154L155 25V27H158L159 28V26H161V28H164V29H162L163 31H161V29H160V32H163V35H162V33H158L157 31H158V28L156 29L154 26H153V28L151 27L153 24H150V27H149V24H145L146 26H148L149 28H151L152 29V31L154 30V34H153V32L148 28V31H147V27L145 28L146 29V31L143 29L144 27H145V25H143V23H142V18H143V20L145 21V18H144V16L146 15H142V14H139V15H142V17H140L139 15H137V14H134V15H131V12H130V15H131V19L130 18H128L127 16V11H126V14L125 13H123L124 15H126V16H123V19L121 18V16H122V11H124L123 9H125V6L124 5H121V4H118V6L117 5H115V7H112L111 8V10H109V11H107V12H105V13H102L101 15H100V17L98 18V20L96 19V21L97 22H94V24H92V26L90 25L91 23H92V21H91V23L89 22L88 24H85V27H83L84 25H82L81 26V28L82 29H86L87 27H89L87 30L88 31H85L84 30V33L85 34H83V30H81V28L79 29V30H81L80 32H79V30L78 29H75V30H77L76 32L74 31V27L75 26H73V29H72V32L74 31L77 35H80L79 36V38H78V41L76 40H72V39H67L68 41H69V43L70 42H72L73 44H67L68 42H65V43H63V44H60V46H59V43H54V47H56L55 45H57V48L56 49H58V47H59V51L58 50H56V52H54V51H52L51 50V48H48V49H44V50H42L41 52L42 53H46V54H48L50 57H53V58H61V56H63L64 54L66 55V54H68V51H69V53H71V49H69V48H71L72 47V45H73V48H75L76 50H79L77 53H76V55H83V54H81L84 50H83V48L85 49L86 47H87V42L89 43V46L91 45V43L93 42L94 44L93 45H95V47H93V45H91L92 46V49L91 50H95L96 52H102L101 53V55H103V56H105V55H107V57H109V54H111L112 52L114 53V52H116L115 54H113L112 53V55H110V61L111 62H113V64L112 63H108V61L109 60H107L106 59V56L105 57H103V58H105V61L106 62H99V64L101 65L100 66V69H102V70H99V66H98V69H95V68H97V67H94V69H95V71H94V69H93V71H92V74H90L91 72H90V70H89V74H90V77L91 76H94V73L93 72H97V75H98V77L100 76H102V74L104 75V72L108 75V77H109V75L111 76L112 74H114L115 76L116 75H118V76H116V78L114 77V75L113 76H111V77H113V78H109V79H107L108 77H107V75H105L104 77L106 78V80L104 79V77L102 78L103 80H105V81H103V80H99V79H101V78H96L95 77V80L92 78V79H90V81H89V84H90V82L93 84V85H95V86H93L92 84V86H90V87H92V88H95L96 87V84L98 83V82H105L106 84H107V82L110 80V81H112V79H113V82H115V83H109L108 85H110V87H111V85H113L115 88H117V86L118 85H116V84H121L120 82H122V90H121V88H120V90L117 92V93H119L118 95H119V100H118V98H114V102L115 101H120V102H122V104L125 106V107H121V105L122 104H120V102H118V104H114V102H112V100H113V98H109L110 99V101L111 102H109V104H112V106H117V108H119V109H123V111H126L127 112V110H129L128 109V107H130V105H132L131 107H136L137 108V106H138V104H139V99H144V97L142 96V98H138L137 99V96L138 95H142V91L143 90H145V87L147 88H149V86H151L150 88H152V86L154 87V85H157V86H160V88L162 89V91L163 90H165V89H167V88H170L169 90V92H167L168 91V89H167V91L165 92V93H163L164 94V97H163V95H162V97L161 98H165V95H168L164 100L165 101H168L167 102V104H166V102H164V100L163 99H160L159 101H162L163 102V105L164 106H167L166 108L164 107V106H161V107H164L163 109L165 110V111H162L163 109L161 108V107H155L156 105H154L155 104V102H154V100H156V99H153L152 98V100L150 99V98H148V97H151V95L149 96V95H147V94H145L146 93V90L145 91H143L144 92V94L147 96V97H145V98H148L149 100H151V102H150V104H153V102H154V104H153V106L151 105V106H149V108L148 109H150V107L152 108V107H154V108H157V109H150V110H152V111H150V110H147V108L144 110V108H142L143 110H138V108H139V106H138V108H137V110L141 113L142 111L144 112H142L141 113V115H139V119L136 121L135 119L136 118H138V117H136L137 115L136 114H139L138 112L137 113H135V115L136 116H134L133 114H134V112L133 111H135V108H133L134 110H130L131 112H133V114H132V118H129L130 120L131 119H134V122L133 121H130L129 119H127V121H129V123H127V124H129L128 126L129 127H131V130H132V128H133V130H137V128L138 127H140L141 125V123H142V125H144V123H145V126H144V129H147V130H145V132H143L142 130H144L143 129V126H141V128H142V130L141 129H139V130H137V133H138V131H139V133L138 134H140V135H144L145 134V136L147 137V136H150V137H152V139H156V140H160V141H162L163 142V140H165L168 136H169V138L171 139H169V138H167L166 139V146H164L163 147V145H162V147H159L160 149H164V151L162 152V150H161V152H159V148H157L158 149V151L157 150H153V149H156V147H158V146H155V148L153 147H151L152 146V144H151V146H150V148H149V146L148 145H146L144 148H142V144H140L141 146H139L138 147V149L136 150V152L138 151V153H142V152H146L147 154H148V156H150V158H151V160L153 161V159H154V161H155V159L157 158L156 156V154H158L159 156H160V154L159 153H164L163 155H161V157L159 158V156H158V158L156 159V161H157V164L155 165V167H153L152 166V171L151 170H147L146 172H142L143 174H138V176L140 175L141 177H143V179H145V180H143V179H141V177L139 176H137V174L135 173V172H133V174L135 173V177H134V175L132 176V174H127L126 175V173H129V172H131L132 171V168H133V171H136V172H138V170H141L139 167L138 168H135V165L134 164H132V165H129L128 163H121V165H120V168H121V170L123 171V168L122 167H124V170L125 169H127V171L125 172L124 171V173L122 172V174L118 177V179H117V181H119V183L118 182H116V180H115V177L116 176H118V175H115V177H113V175H112V172H110V173H106L105 172V174L103 173L102 175H95V176H97V177H92V179L90 178V174L89 175H86V174H82V173H78V175L76 176L75 174L73 175V176H75V177H71L70 175L73 173V170L75 169V167H78L79 166V164H80V162L82 161V159L80 160L79 158V160H80V162L76 159V162H72V161H66V162H64V163H62L61 164V166H60V168L62 169V170H58V171H62L61 172V174H59L60 175V177L54 182V183H49V184H46L47 185V187L46 188H48L47 190L48 191H52V190H58L61 194H62V196H63V198L65 197L66 198V196H64V195H67V196H69V193L71 194H74L73 192H76V194H80V193H78V192H80V189L82 188V187H85L83 184L84 183H88L87 185L90 187L91 186V188H89V190L91 191V193H92V195H94V193H96V197L98 196V195H100L101 196V193H103L102 191L104 190L105 192H106V194H112V193H119L120 191V193H123V194H128V193H132V192H136V193H138V194H151V193H155V195H156V197L157 198H159V200H160V197H162L161 199L163 200L164 198H168V196L172 193L171 191H172V189L176 192L177 190V193L176 194H180L179 196H177L174 200H173V203L171 202V204L169 205V206H171L172 208H173V206H175L176 207V209H170V207L169 208H165V206H161L162 204H161V202L163 203V201L161 200V202H159V208L161 207L162 209H160V211H159V209H157V208H155V207H157L156 206V199H155V201H154V199H151L152 200V202H150L151 200H149L147 203L149 204V203H153L154 204V202H155V205H153V204H149V205H151L150 207H154L155 208V211H156V213H158L159 215H160V218L162 219V213H163V220H162V222L164 221L165 223H166V221L168 222V223H166L167 225H165L166 226V232H164L163 234L165 235V237H164V235H163V237L162 236H160L159 238H160V240H163L164 241V239L166 238V237H168V239L166 238L165 239V241H171V242H173V240H174V242H177V243H182V244H187L188 243V241L190 240V237L192 236V234H196V232L198 233V231L199 230H201V229H203V228H207L208 226H209V224L207 225V224H203L202 226H196V225H194V228H192V231H193V233H192V231H190V229L187 231V227H186V229L184 230V228L185 227H182V224L181 223H174L173 221H174V219H177L178 218V215H180V214H183V212H182V209L183 208H180L181 207V203H183V199H182V197H181V194H184V193H186V192H188V193H190V191H191V195L192 196H194V195H198V194H201V193H203L204 191H205V189H203L202 188V186L203 185H207V184H212L213 182H211V181H213V180H215L214 182H216V181H218V179H217V177H219V175H218V173H216V171H213L211 168H213V166H216L217 164H211L210 163V160H212V159H208L210 156H208V157H206V156H202V154H201V156H202V158H200L201 156H194V157H191L189 154H190V152L192 153V151L194 152V153H192V155H196L195 153V150L197 151V153H199V150L201 149H203L202 147L204 146V145H209L210 143H214L215 142V144H216V141L218 142V140H220V138H219V136H220V134H222V137H226L227 139L228 138H230V139H232L231 137H232V135L231 134H233L232 132H233V128H235V127H233V126H235V125H231V128H232V132L231 131H229L231 128H230V126H229V129L227 128V125L226 126H224L223 125V123L226 121L225 119H226V114L228 113V111L227 112H225L226 110H228L227 108H229V110H231V108H233V111L235 110V106L236 105H238V104H236L235 106L232 104V102L234 101V96L233 95H231L232 93H231V91H230V88H231V90H232V87H234V89H235V87H237L240 83L241 84H246V83H248L249 84V82L248 81H250L249 80V78H247V77H249L250 75H251V77H254L257 73V71H258V73H260L261 72V74L260 75H258V76H260V77H258L257 75H256V78H260V79H262V77L261 76H263L264 77V72H262L261 70H263L264 71V57H260V56H264V22H263V15H264V8H262L261 7V5L263 4L264 5V3H261L260 4V6L259 7H261L262 8V10H261V8H260V10H258L257 8H253V13L252 14H249L250 16L248 17V14L246 15L247 16V19L248 20H246V18L243 16L244 15V9H245V7L243 8L242 6H244L245 4L242 2L243 0H211V2H209L210 0H200ZM213 1V2H212ZM217 1V2H216ZM245 1V0H244ZM263 1V0H262ZM127 2H125V3H127ZM137 4H140V1H135ZM208 2V3H207ZM216 2V3H215ZM233 2H234V4H235V6L233 5V8H231L232 7V4H233ZM236 2V3H235ZM207 3V5H203V4H206ZM227 3V4H226ZM222 4V5H221ZM236 4H238L237 6H236ZM208 5H210V7L208 6ZM224 5H226V7L224 6ZM246 5H247V3H246ZM245 5V6H246ZM196 6H197V8H196ZM229 6H230V8H229ZM206 7L207 8H209V9H207L206 10ZM212 7V8H211ZM224 7V8H223ZM240 7V8H239ZM257 7V6H256ZM264 7V6H263ZM196 9H201V10H196ZM213 9H214V11H213ZM237 9H239V12H238V10ZM129 10V9H128ZM193 10H196L195 12H199V15H198V13H195ZM203 10V11H202ZM220 10V11H219ZM222 10H223V12H222ZM228 10H229V12H228ZM240 10H243V11H240ZM258 10V11H257ZM205 11H206V13H205ZM231 11V12H230ZM237 12V13H235V17L233 16V12ZM250 11H251V9H250ZM260 11H261V13L263 14V15H261L262 17H260V19L258 20L257 18V16H255L254 14H260ZM204 12V13H203ZM209 12H211V14L209 15ZM222 14V13H224L223 15H224V17L225 18H223V16L220 14V13ZM227 12V13H226ZM243 12V13H242ZM173 13V12H172ZM202 13V14H201ZM240 13V14H239ZM246 13H247V11H246ZM129 14V13H128ZM184 14H190V16H189V18H188V16L187 15H185L184 16ZM203 14L205 15V17H206V14H208L209 16L208 17H206V19L207 18H209V20H210V22L211 23H209V22H207L206 20H205V17L203 16ZM221 16H219V15ZM228 14H229V16L230 15H232L234 18H235V20H234V18L231 16V17H229L228 16ZM240 16H242L241 17V20H240V17L238 16V15ZM243 14V15H242ZM137 15V16H136ZM193 15V16H192ZM194 15H196L197 17H199V18H197L196 16H194ZM200 15H201V17H200ZM218 15V16H217ZM226 15V16H225ZM139 16V17H138ZM203 16V17H202ZM215 16H217L218 18L220 17V18H223L224 19V21H225V23H223L224 21H223V19H222V22H220V19L218 20V22L219 23H222V25L220 26V25H218V27H217V20H216V18H215ZM258 16H260V15H258ZM124 17H127L128 19H130V20H128L127 18H125V19H127L128 21H130V22H128V25L130 26V28H132L133 29V27L135 28L138 24V30L140 29L139 27H141L144 31H145V33L143 32V31H141V30H137L136 31V29L134 30L135 32H136V35L135 36H139L140 38H142L141 40L140 39H138V40H140V42L139 41H136V39L134 38L135 36L134 35H131V39H135V40H131L130 38H128V36L126 35V32H124V33H121V32H123V31H121V30H123L124 28V30H126V28H127V26H125L126 25V21L124 20ZM146 20L148 19V17H150V15H146ZM190 17H193L194 19H196V21L195 22H198L199 21V23H195V22H193V20L190 18ZM196 17V18H195ZM227 17H229V18H227ZM237 17H239V18H237ZM120 18H121V20H120ZM152 18V17H151ZM172 18V19H171ZM180 18V19H179ZM182 18H185L186 19V21L188 22V29H187V27H186V25H184V24H187V23H183V21L184 22H186L185 20H183ZM201 18V19H200ZM214 18H215V21H213L214 20ZM230 18H233V21L230 19ZM203 19V20H202ZM228 19H230L231 21H227ZM245 21H244V20ZM262 19V20H261ZM124 22H123V21ZM138 20V21H137ZM148 20H151L150 18L148 19ZM152 20H153V18H152ZM168 20L170 21V22H168ZM180 20V21H179ZM183 20V21H182ZM252 20H253V23L250 25V23L252 22ZM263 22H261V21ZM160 21V22H161ZM212 21H213V23H212ZM234 21H235V23L236 24H234ZM244 21V22H243ZM249 22V26L247 25V22ZM255 21H256V23H255ZM260 21V22H259ZM139 22V23H138ZM183 24H182V23ZM203 22V23H202ZM214 22H216V23H214ZM228 22H233V23H231V24H233V25H237V24H241V27H242V29H240L239 28V26L237 25V28L235 27V26H232L230 23H228ZM257 22H258V24H257ZM138 23V24H137ZM145 23V22H144ZM162 23V22H161ZM181 23V24H180ZM206 25H205V24ZM255 23V24H254ZM168 24V25H167ZM176 24H178V25H176ZM196 24H198V25H196ZM203 26H202V25ZM209 24V25H208ZM257 24V25H256ZM86 25H90V26H86ZM164 25H165V27H164ZM167 25V26H166ZM180 25H183V26H181V27H179ZM193 25V26H192ZM196 25V26H195ZM202 27H201V26ZM258 25H260V26H258ZM125 26V27H124ZM163 26V27H162ZM173 26V30H174V32L171 30V27ZM210 26V27H209ZM223 26V31H222V28H220L219 29V27H222ZM225 26H226V28H225ZM249 27V28H246V27ZM259 28H258V27ZM261 26H263V27H261ZM175 27V28H174ZM177 27H179V28H177ZM191 27H192V29H191ZM197 27V28H196ZM77 28H79L78 26H77ZM181 28V29H180ZM199 28H200V31H199ZM202 28V29H201ZM203 28L205 29V31H203ZM225 28V29H224ZM233 28H235V30L233 29ZM239 28V29H238ZM263 28V30H261V29ZM157 31H156V30ZM171 30L172 32H173V34H171V33H167V30ZM177 29V30H176ZM183 29V30H182ZM194 29V30H193ZM197 29V30H196ZM210 29V30H209ZM214 31H212V30ZM236 29H238V30H236ZM250 30V29H252L253 31L252 32H250V31H248L247 33H246V31L247 30ZM71 30V29H70ZM127 30H129V29H127ZM176 30V31H175ZM182 30V31H181ZM185 30V31H184ZM190 30H192V31H190ZM225 30V31H224ZM121 31V32H120ZM156 31V32H155ZM182 33H181V32ZM193 31H197L196 33L195 32H193ZM211 31V32H210ZM74 32H73V34H74ZM88 32V33H87ZM134 32V33H135ZM137 32H143V33H141L140 35H138L139 33H137ZM178 32V33H177ZM179 32H180V34H179ZM187 32V33H186ZM193 32V36H192V33ZM227 32V33H226ZM230 32V34H228ZM245 32V33H244ZM122 35H121V34ZM129 33H131V32H129ZM128 32H127V34H129ZM160 35V37H158L157 38V36H158V34ZM213 33H214V35H213ZM126 35V40L127 39H129V40H127V41H125V40H122L123 38H124V35ZM152 34V35H151ZM157 34V35H156ZM166 34H169L171 37H169V38H171V39H169V40H174V42H175V44L171 41H169L168 40V37H167V39H166V37H165V39H166V41L169 43V45H167L166 43H164V42H162V39H164V35L166 36ZM194 34H196V35H194ZM225 34H227L226 36H227V38H225L226 36H225ZM75 35V34H74ZM86 35V36H85ZM174 35V36H173ZM180 35V36H179ZM189 35H191V36H189ZM198 35V36H197ZM201 35H204L203 37H201ZM211 35V36H210ZM215 35L217 36L216 38H215ZM95 36V37H94ZM120 36H122V37H120ZM133 36V37H132ZM163 38H162V37ZM179 36V37H178ZM182 36V37H181ZM190 38H189V37ZM253 38H255V40L254 39H252V37ZM261 37V38H259V37ZM73 37H75V36H73ZM118 37H120V38H122L121 40L122 41H124L125 43L123 44L122 42H120V41H118L119 39H118ZM130 37V36H129ZM136 37V38H137ZM145 37V38H144ZM177 37V38H176ZM193 37H195L194 39H193ZM258 37V38H257ZM93 38H94V40H93ZM106 38H109V39H106ZM116 38H117V40H116ZM124 38V39H125ZM146 38H147V40H150V42H148L147 40H146ZM161 39V41H160V39ZM184 38H186L185 40L186 41H183L182 39ZM204 38V39H203ZM207 40H206V39ZM215 40V41H217V42H215L213 39ZM232 40H234V41H231V39ZM251 38V39H250ZM257 38V39H256ZM80 39V40H79ZM98 39H103V40H108L109 42H107V44L109 45V43L111 44L110 46H106V44H105V41H104V44H105V46H104V49H102V48H100V46H102V45H104V44H102L103 43V41H102V43H101V41L98 43L97 42V40ZM159 39V40H158ZM165 39L163 40V41H165ZM177 39L179 40V41H177ZM200 39V40H199ZM226 39H228V41H230V42H228ZM246 41H245V40ZM260 39H261V41H260ZM72 40V41H71ZM144 40V41H143ZM176 40V41H175ZM189 42H188V41ZM198 40V41H197ZM75 41V42H74ZM92 41V42H91ZM129 41L130 42H134V41H136V42H134L133 44H131V43H129ZM157 41H160V42H162V43H159L158 44V46L156 45V47H158L157 49H159V47L161 48V49H159V51L161 50V51H164V52H167L166 54H165V56L167 57V61L165 60V59H163L162 57H165V56H162V55H160V52H159V54H157V56L158 55H160V56H158V57H160V58H162V60L163 61H161V59H159V61L157 60V62H155V59H154V61H152L153 63L151 64V65H147L146 64V62H141V61H139V65L137 64V61L138 60H136L135 62H132V61H134V59H137V58H133L131 55V57H132V59L130 58V56H128V59H127V52L128 53H130V54H132V53H134L133 54V56L135 55V54H137V56L139 55V53H140V51L142 52V53H144L143 52V50L145 51V50H147L148 48H150V47H148V46H150L152 43H155V42H157ZM182 41H183V43H182ZM226 41L229 43V44H227L226 43ZM248 41V42H247ZM253 41H254V43H253ZM263 41V42H262ZM95 42H97V43H95ZM115 42H118L117 44L119 45V43H121L122 45H120L119 46V48L117 47V44L115 43ZM150 43V45H147L148 43ZM176 42H179V43H177L176 44ZM180 42L182 43V44H180ZM186 42V43H185ZM252 44H250V43ZM261 42H262V44H261ZM80 43H82L81 44V46L83 45V44H85V46L86 47H84L83 46V48H82V50H81V47L79 46V44ZM189 43H190V45H189ZM225 43H226V45H225ZM240 43H243V44H240ZM259 43H260V45H259ZM113 44H116V46L115 47H113L112 45ZM136 44V47L137 46H139V48H141V50L140 49H138V47H137V49L138 50H136L135 49V45ZM250 44V45H249ZM258 46H257V45ZM61 45H63V47H61ZM69 45V46H68ZM80 47H78V46ZM97 45H100V46H97ZM126 45L127 46H129V47H131V48H126ZM162 45H164V46H162ZM177 45H178V48H177ZM53 46V45H52ZM88 46V47H89ZM90 46V47H91ZM121 46H125V48L127 49L126 50V56H125V54H124V56L126 57L125 59H127V61L124 59V57H123V54L122 53H124L125 52V50L124 49H122V47ZM141 46V47H140ZM247 48H246V47ZM258 47V49H257V51L258 50H260L259 52H257V51H255V49H256V47ZM260 46H262V47H260ZM87 47V48H88ZM96 47H98V48H96ZM103 47V46H102ZM106 47V48H105ZM117 47V48H116ZM151 47H152V45H151ZM153 47H154V45H153ZM166 47V48H165ZM187 47V48H186ZM216 47V48H215ZM245 47V48H244ZM253 49H252V48ZM259 47H260V49H259ZM86 48V49H87ZM96 48V49H95ZM121 48V49H120ZM142 48H143V50H142ZM201 48V49H200ZM233 48V49H232ZM53 49V48H52ZM90 48H88V50H89ZM100 49H102V50H100ZM154 49V48H153ZM152 49V50H153ZM156 49V50H157ZM188 49H189V51H188ZM206 49H208L209 51L210 50H213V52L212 51H210V52H212V53H210L208 50H206ZM224 49V50H223ZM243 50V52H242V50ZM246 49V50H245ZM263 49V50H262ZM47 50V51H46ZM73 50V49H72ZM87 50V51H88ZM90 50V51H91ZM155 49H154V51H156ZM195 50V51H194ZM239 50H240V53H239ZM262 50V51H261ZM61 51V52H60ZM93 51H91L92 53H93ZM94 51V52H95ZM119 51H121L120 53L122 54V57H123V59L126 61H124L122 58H120L121 60H119V61H121V63H119L120 65L118 66L117 64H118V62H116V61H118V60H116V58L115 57H113V55H115L117 58L118 57H120L121 55H120V53H119ZM147 51H150V52H152L151 50H147ZM229 51V52H228ZM248 51V52H247ZM106 54H105V53ZM117 52H118V56L116 55L117 54ZM149 52V53H150ZM158 52V51H157ZM156 52V53H157ZM181 52V53H180ZM209 52V53H208ZM222 52H223V54H224V56H223V54H222ZM261 52V53H260ZM262 52H263V55H262ZM60 53V54H59ZM72 53H73V51H72ZM87 53V52H86ZM85 53V54H86ZM90 53V52H89ZM148 53V54H149ZM155 53V52H154ZM162 53V52H161ZM220 53V54H219ZM238 53V54H237ZM243 53V54H242ZM148 54H146V57L147 56H149ZM180 54V55H179ZM185 54V55H184ZM187 54V55H186ZM206 54V55H205ZM215 54H217V56L215 55ZM219 54V55H218ZM225 54L227 55V57L225 56ZM71 55H74V54H71ZM87 55V54H86ZM86 55L85 56H83V57H85V61L86 60H88L87 59V57H86ZM92 55V54H91ZM90 54H89V56H91ZM99 55V54H98ZM144 56L143 57H145V54H143ZM151 55V54H150ZM191 55V56H190ZM194 55V56H193ZM198 55V56H197ZM223 57H222V56ZM241 55V57H239ZM242 55H244V56H242ZM246 55V56H245ZM258 55V56H257ZM260 55V56H259ZM31 56V55H30ZM96 56H97V54H96ZM111 56L114 58H111ZM141 56V55H140ZM152 56V55H151ZM184 56V57H183ZM187 56H189V57H187ZM201 56H202V58H201ZM208 56V57H207ZM252 56H254V57H256L257 56V60L255 59V63H253V64H255L256 65V62H258V63H260V64H257V66L258 65H260L259 67L260 68H258L257 67V69H256V66L254 65V66H252L253 67V69L255 70V74H253L254 72H253V70H251L250 71V69H252V68H250L249 70H247V68H249V66H251L252 65V62H253V60H251V58H252ZM32 57V56H31ZM76 57V56H75ZM74 57V58H75ZM83 57H81V58H83ZM150 57V56H149ZM149 57H148V59H149ZM152 57H156L155 55H153ZM165 57V58H166ZM194 57V58H193ZM222 57V58H221ZM243 57V58H242ZM246 57V58H245ZM250 57V58H249ZM157 58V57H156ZM188 60H187V59ZM222 60H224V61H222ZM239 58V59H238ZM71 59H73V57L71 58ZM89 59H91V58H89ZM129 59H130V61H129ZM141 59H143V58H140V60ZM145 60H146V58H144ZM143 59V60H144ZM147 59V60H148ZM150 59H151V57H150ZM149 59V60H150ZM183 60V61H181V60ZM191 59V60H190ZM197 59H198V62L199 63H201V61H202V63H201V65L202 66H204V67H206V68H212V69H209L208 71H209V73H205L204 75H206L205 77L202 75H200V77H199V75L198 76H196V77H194L195 79H193V78H191L190 79V81L184 76V77H182L181 76V74H182V72H183V74L182 75H184V73H185V75H186V72H187V74H188V72L190 71H192V69H191V67L192 68H195V66H197V65H200L199 63H197ZM212 59V60H211ZM244 59V60H243ZM254 59V58H253ZM75 60H76V58H75ZM82 60H84V58L82 59ZM81 60V61H82ZM103 61H104V59H102ZM165 60V61H164ZM169 60V61H168ZM208 60V61H207ZM214 60V61H213ZM78 61V60H77ZM77 61L75 62H72V60H71V62H70V64H68L67 62V64H68V66H67V70L65 69H63V67L65 66H62V69H60L59 71H57L58 69H53V73H50V71L52 72V70H50L49 71V74H51V76H56V78L57 79H62V78H64L65 77V80L64 81H66V79L71 83V82H77V80H78V78L79 77H81L79 74H80V72L78 71V72H75L76 70H78V69H75V73H74V75L72 74L73 72H71L72 70H74V68H76V66H75V64H73V63H76L77 64ZM207 61V62H206ZM222 61V62H221ZM248 61V62H247ZM249 61H252V62H249ZM124 62V64L122 65V63ZM128 62H130V64L128 63ZM131 62H132V65H131ZM164 62V63H163ZM190 62V63H189ZM204 62V63H203ZM226 64H225V63ZM228 62H230V63H228ZM79 63V62H78ZM107 65H106V64ZM127 63L129 64V65H127ZM137 65H136V64ZM148 63V62H147ZM167 65H166V64ZM184 63H185V65H184ZM197 65H196V64ZM240 63H241V65H243L242 67L241 66H239L238 67V65H240ZM245 63H246V65H245ZM247 63H249V66H248V64ZM251 63V64H250ZM41 65H42V63H40ZM105 64V65H104ZM109 64H111L112 66H110ZM126 64V65H125ZM149 64V63H148ZM228 64H230V65H228ZM70 65H74L72 68H71V70L69 71V69H70ZM78 65V64H77ZM111 67V69H113L112 67L114 66V65H117V66H115V69H116V71L117 70H119L120 69V72L119 71H111L110 70V72L112 73V74H110V73H108L109 72V69H110V67ZM122 65V66H121ZM156 65H158L157 67H156ZM187 65V66H186ZM189 65V66H188ZM225 65V66H224ZM43 66H44V63H43ZM66 66H65V68H66ZM79 66V65H78ZM77 66V67H78ZM105 66H108L107 67V71H106V69H105V67H104V71H103V67ZM121 66V67H120ZM167 66V67H166ZM215 66V67H214ZM217 66V67H216ZM246 66H248V67H246ZM262 66V67H261ZM129 67H130V72L128 73L127 72V70H129ZM138 68V69H135V68ZM146 67L148 68V69H146ZM157 69H156V68ZM224 67V68H223ZM231 67H233L232 69H230ZM244 67H246V69H244ZM118 68V69H117ZM145 68V69H144ZM151 68L153 69V71L151 70ZM165 68V69H164ZM216 68V69H215ZM219 68V69H218ZM227 68H229V70L227 69ZM240 69V71H239V69ZM91 69V70H92ZM167 69V70H166ZM171 69V71H172V73L174 74V76H173V78H171L170 77V75L168 74V72L167 71H169ZM186 71H185V70ZM215 69V70H214ZM244 69V70H243ZM259 69V70H258ZM261 69V70H260ZM100 71V73L98 72V71ZM155 70H156V73H155ZM162 70H163V72H162ZM166 72H165V71ZM227 70V71H226ZM231 70V71H230ZM237 70V71H236ZM54 71H55V73H54ZM60 71H62V74L64 75L65 73V75H64V77H63V75H62V77L61 76H59L58 75V73H60ZM66 71V72H65ZM67 71H69V72H67ZM126 71V72H125ZM149 71V72H148ZM244 71H246V72H244ZM58 72V73H57ZM64 72V73H63ZM119 72V73H118ZM132 72V73H131ZM135 72V73H134ZM141 72H142V74H141ZM189 72V73H190ZM222 72V73H221ZM237 72H239V74L237 73ZM249 72V73H248ZM67 73H69V74H67ZM70 73H71V75H73V76H71L72 78L73 77H76V75H77V77H76V79L77 80H75V78H73L72 80L71 79H68V78H70ZM79 73V74H78ZM82 73V72H81ZM99 73V74H98ZM121 73V74H120ZM152 73H153V75L155 76V77H153V76H151L152 75ZM166 73H167V75H166ZM169 73H171L170 71H169ZM171 73V76L173 75ZM248 73V74H247ZM263 73V74H262ZM88 73H86V76H87V78H88V76H89V74L87 75ZM141 74V75H140ZM165 74L166 76H164V78H163V75ZM236 74V75H235ZM96 75V74H95ZM96 75V76H97ZM162 75V76H161ZM169 75V76H168ZM177 75V76H176ZM228 75V77L226 78V76ZM231 75V76H230ZM240 75V76H239ZM68 76V77H67ZM86 76H83V78L82 79H87V78H85ZM237 76H238V79L240 80V82H239V80L237 79ZM242 76H244L243 77V79H241L242 78ZM89 77V78H90ZM122 79H121V78ZM123 77H125V78H123ZM138 77V78H137ZM160 77H161V79H160ZM176 79H175V78ZM204 79H206V80H204ZM240 77V78H239ZM117 78H119V80L117 79ZM178 78V79H177ZM197 78H198V81L197 82H195L194 81V84L192 85V83H193V80H197ZM217 78V79H216ZM244 78H246L245 79V83H244ZM97 79V80H96ZM114 79H117V82L116 81H114ZM131 79H133V81L136 79L137 81H138V79H141V81H142V83L143 84H145V87H141L143 90H141V88H140V90L139 91H141L140 93L138 92V95L136 94V93H134V94H136L135 96H136V98H134L133 96H131L130 98H128L130 101L132 100L133 102L135 101H137L138 102V104H137V102H136V104H137V106L136 105H134L135 104V102H134V104H132V102H130V101H128L129 102V104H128V102H126V99H124L125 101H123L122 100V98H121V94H122V92L123 93H127L128 95H133V89L135 88V87H137V88H139V86L141 85V84H138L137 82V84L139 85H136V84H130L133 88H131V87H129L130 85H129V83H133V81H129V80H131ZM150 79V80H149ZM160 79V80H159ZM186 81H185V80ZM219 79V80H218ZM221 79H223L222 81H224V84H222L223 82L221 81ZM228 79V80H227ZM253 79H255V78H253ZM264 79V78H263ZM108 80V81H107ZM121 80V81H120ZM135 80V81H136ZM167 80V81H166ZM184 80V81H183ZM188 80V81H187ZM237 80H238V82H237ZM246 80H247V82H246ZM67 81V82H68ZM79 81H80V78H79ZM94 81H98L97 83L96 82H94ZM128 81H129V83H128ZM144 81V82H143ZM146 81V82H145ZM152 81V82H151ZM153 81H154V83L155 84H153ZM157 81H160V83H161V81H162V85H160V83L158 82L157 83ZM203 81V82H202ZM205 81H206V83H205ZM221 81V83L219 84V82ZM124 82V83H123ZM128 83V92L126 91L127 90V87H126V90H124V88H125V86L127 85L126 83ZM179 82V83H178ZM181 82V83H180ZM185 82H187V85H185L184 83ZM191 82V83H190ZM216 82V83H215ZM229 82L231 83V85L229 86ZM99 83V84H100ZM141 83V82H140ZM163 83L165 84L164 86H163ZM177 83V84H176ZM188 83H189V85H188ZM198 83V84H197ZM202 83V84H201ZM204 83V84H203ZM226 83V84H225ZM104 84V83H103ZM105 84V86L104 87H106L107 86V88H108V85H106ZM123 84H126V85H124L123 86ZM142 84V85H143ZM176 84V85H175ZM178 84H180V85H178ZM184 84V85H183ZM197 84V85H196ZM200 84V85H199ZM205 84H207V85H205ZM149 85V86H148ZM182 85V86H181ZM192 85V86H191ZM196 85V86H195ZM209 85H211V86H209ZM224 85V87H222ZM89 86V85H88ZM98 86V85H97ZM101 86H103V85H101ZM100 85L98 86V87H101ZM112 86V87H113ZM120 86V85H119ZM144 86V85H143ZM165 87V89H163L162 87ZM178 86H181L180 88L178 87ZM188 86H190L189 88H188ZM201 87V90H200V87ZM124 87V88H123ZM156 87V86H155ZM154 87V88H155ZM178 87V88H177ZM192 87H194V89L193 90H199L198 92H197V90L196 91H191L190 92V96H189V94H188V92H189V90L190 89H192ZM198 87V88H197ZM203 87H205V88H203ZM220 87L221 88H223V92H222V89H220ZM132 89V93L130 92V90ZM137 88H136V90H137ZM160 88L158 89V87H157V90L155 89V90H153V91H160ZM185 88V89H184ZM187 88V89H186ZM111 89V88H110ZM118 89H119V87H118ZM176 89H179V90H176ZM234 89H233V91H234ZM152 90V89H151ZM150 90V91H151ZM180 90H181V92H180ZM187 90V91H186ZM228 90L230 91V92H228ZM138 91V90H137ZM148 91H149V89H148ZM150 91H149V93H150ZM162 91H160V93L162 94ZM179 91V92H178ZM186 91V92H185ZM235 91H236V89H235ZM238 91V90H237ZM121 92V93H120ZM134 92H135V90H134ZM164 92V91H163ZM183 92H184V94H183ZM192 92L194 93V95L196 96L197 95V97H195L194 95H193V97H194V100H193V98L191 97V95H192ZM200 92V93H199ZM108 93H110L109 91H108ZM116 93V94H117ZM130 93V94H129ZM148 93V94H149ZM186 93H187V95H186ZM72 94H74V92H72ZM71 94V95H72ZM125 95V96H128V95ZM158 95H159V93H157ZM230 94L231 96L230 97H232L231 99H233V100H230V99H228V95ZM237 94H241L242 95V93L241 92H237ZM70 95V94H69ZM70 95V96H71ZM78 93H77V95L75 94V96H77L78 97ZM83 95V94H82ZM82 95H79V97L78 98H80L81 99V96ZM117 95V96H118ZM123 95V94H122ZM140 95V96H141ZM157 95V96H158ZM69 96V97H70ZM109 96V95H108ZM116 96V97H117ZM161 96V95H160ZM160 96L159 97H157V98H160ZM170 96V98H168ZM185 98H184V97ZM187 96V97H186ZM61 97H63V99L61 100V99H59V104H57V105H55L53 108L55 109V110H63L62 112H64L65 113V111L66 110H64V106L66 105V102H67V104L68 105H70L69 103H68V100H72L71 102H73V100L74 101H76L77 102V100H78V98L77 97H75V98H71V97H73V96H71L70 98L71 99H69V97L67 98L66 96H61ZM152 97H154L153 95H152ZM229 97V98H230ZM58 98H60V96L58 97ZM76 98H77V100H76ZM97 98H99V97H97ZM102 98V99H101ZM101 98H99V101L100 102H102V101H107L108 99H106V98H108L107 96L106 97H101ZM154 98H156V96L154 97ZM185 99V101L188 99V101H187V104H188V102L190 101H192V104H189L188 106L186 105V102L185 101H183L184 99ZM190 98V99H189ZM79 99V100H80ZM117 99V100H116ZM137 99V100H136ZM142 99V100H143ZM182 99V100H181ZM192 99V100H191ZM196 99V100H195ZM43 100V99H42ZM41 100V101H42ZM66 100V101H65ZM102 100V101H101ZM145 100V99H144ZM148 100V101H149ZM158 100V99H157ZM98 101V102H99ZM109 101V100H108ZM147 101V100H146ZM145 101V102H146ZM153 101V102H152ZM159 101L158 102H156V104L157 105H159ZM176 101V102H175ZM231 102V104L233 105H231L230 104V102ZM57 102H58V99H57ZM124 102H126V104H124ZM141 102V101H140ZM143 102V101H142ZM145 102H143V104H145ZM162 102H161V104H162ZM182 102H184V104L182 105ZM235 102V101H234ZM108 104V105H109ZM129 106H128V105ZM179 104V105H178ZM224 104V105H223ZM229 104H230V107H228L229 106ZM241 104L242 103H240L239 105L241 106ZM244 105H245V103H243ZM59 105H61V107L63 108H61L60 109V106ZM105 105V106H104ZM95 104L94 105V107L95 108H101V107H103V109H106L107 111L109 110V106L108 105H106V104ZM134 105V106H133ZM146 105H147V102H146ZM192 105H193V107H192ZM226 105V106H225ZM228 105V106H227ZM243 105V106H244ZM107 106V107H106ZM111 105H110V107H112ZM160 106V105H159ZM183 107L184 106V108H181V107ZM186 106V107H185ZM232 106V107H231ZM240 106H237V107H240ZM42 107H44V105L42 106ZM58 107H59V109H58ZM130 107V108H131ZM142 106H140V108H141ZM143 107H145L144 105H143ZM170 107V108H169ZM175 107H178V109H179V107L181 108L179 111H177V110H175L174 111V109H175ZM192 107V108H191ZM227 107V108H226ZM160 108H161V110H160ZM113 109V108H112ZM127 109V110H126ZM170 109V110H169ZM189 111L190 109V111H192L191 113H189L190 115H188L187 114V110ZM236 109H238V108H236ZM114 111H115V109H113ZM113 110H109V116L110 117H112V116H114V117H116V115H118L119 113H115V112H111V111H113ZM160 110V111H159ZM186 112H184V111ZM118 110H116V112H117ZM120 111H122V110H120ZM147 111V112H146ZM168 113H170L171 111V114H169V115H171V116H169L168 114H166L167 112ZM174 111V112H173ZM232 111V110H231ZM231 111L229 112V113H231ZM232 111V112H233ZM61 112V111H60ZM59 112V113H60ZM61 112V113H62ZM131 112H127L128 114H130ZM154 112H155V115H154ZM158 112H160V113H162L161 115H160V113H159V115L157 114ZM59 113H58V116H59ZM121 113L122 112H120V114L117 116L118 118L119 117H121L120 115H121ZM127 113L123 116L122 115V118L124 117V118H126V116H128L127 115ZM174 113V114H173ZM150 114V115H149ZM157 114V115H156ZM177 114H179V115H176ZM162 115H165V116H167V118L168 119H170L169 117H177V119L176 120H173V118L171 119V121L170 120H165L166 118H165V116H163V118H159L158 116H162ZM62 116V115H61ZM133 116L135 117V118H133ZM180 116H182L183 118H180ZM189 116V117H188ZM193 118H192V117ZM116 117V118H117ZM129 117V116H128ZM151 117H153L154 118V120L153 119H150ZM155 117L157 118L156 120H155ZM113 118V117H112ZM159 118V119H158ZM188 119V121L187 120H185V121H183V119ZM190 118V119H189ZM225 118V119H224ZM161 119H162V121H161ZM157 120H159V121H157ZM164 120V121H163ZM223 120H225L224 122H223ZM126 121V122H127ZM144 121V122H143ZM148 121H152V123L150 122L149 124H148ZM155 121H157V122H155ZM167 121V122H166ZM174 121V122H173ZM177 121V122H176ZM131 122V123H130ZM154 122V123H153ZM174 123L175 124V122H176V124L175 125H172V124H170V123ZM185 122V123H184ZM187 122V123H186ZM223 122V123H222ZM134 123H138V124H135L134 125ZM164 124L163 126H162V124ZM222 123V124H221ZM133 124V125H132ZM148 124V125H147ZM156 124V125H155ZM157 124H158V126H157ZM161 124V125H160ZM166 124V125H165ZM188 124V125H187ZM219 124V125H218ZM136 125H137V128H135L136 127ZM151 125H153V126H151ZM156 126V128L158 127V129H156V128H154L155 126ZM186 125H187V128L189 127L190 129H188L187 130V132H189L190 133V131H191V129H192V132H191V134H193V135H195L196 136V140L193 138V137H195V136H193V135H191V137H190V139H194V140H190V142L192 141V143L194 144V145H198V147L196 146V148L194 149V148H192L191 147V145H193L192 143H190L188 140L186 141V139L184 138L185 136L184 135H186L187 133L185 132V134H184V131H186V129H184V128H186ZM216 125H218V126H216ZM221 125L223 126V128L221 127ZM134 126V127H133ZM176 127V128H174V127ZM185 126V127H184ZM145 127H147V128H145ZM150 127V128H149ZM161 127H162V129H161ZM166 127V128H165ZM172 127V128H171ZM225 127V128H224ZM135 128V129H134ZM218 128H219V131H218ZM151 129V130H150ZM173 129V130H172ZM222 129H227V131H224V130H222ZM132 130V131H133ZM135 130V131H136ZM149 130H150V132H149ZM169 131V132H168ZM174 132V135H172V136H174V137H172L171 136V132ZM140 132H143V134H141ZM152 132V133H151ZM136 133V132H135ZM166 133H168V134H166ZM189 133L187 134V135H189ZM195 133V134H194ZM199 133V134H198ZM226 133H227V135H226ZM184 134V135H183ZM226 136H225V135ZM234 134H235V131H234ZM167 135V136H166ZM219 135V136H218ZM224 135V136H223ZM184 136V137H183ZM234 136V138H235V136L236 135H233ZM150 137H148V139L150 138ZM176 137V139H174ZM198 137V138H197ZM221 137V136H220ZM221 137V138H222ZM91 138H95L94 136H91ZM233 138V140H231V141H235L236 142V140ZM247 138V137H246ZM173 139V140H172ZM198 139V140H197ZM216 139V140H215ZM227 139H221L220 141L221 142H219V143H222V144H224V142L227 140ZM167 141H170L172 144H168L167 145ZM186 141V142H185ZM200 141V142H199ZM250 141V140H249ZM249 141H247L248 143H250ZM189 142V144H187ZM238 142V144H239V142H241V141H237ZM247 142H244V143H242L241 142V145H243L244 144V146H245V144L247 143ZM165 143V142H164ZM174 143V144H173ZM226 143V142H225ZM247 143V144H248ZM19 143H16L15 142V146H17ZM121 145H123L122 143H120ZM119 144V145H120ZM178 144V146L179 145H182V146H180V148L178 147L177 148V146L176 145ZM125 146L127 145V144H124ZM123 145V146H124ZM172 145V146H171ZM193 145V146H194ZM128 146V145H127ZM171 146V147H170ZM176 146V147H175ZM184 146V147H183ZM185 146H186V148H185ZM250 146H251V144H250ZM249 145H248V147H250ZM97 147H101V148H103V149H105L106 148V152L109 154V152H110V149H109V147L107 146V145H105L104 143L103 144H97ZM168 147H170L171 149L169 150V151H171V152H167L166 151V148L168 149ZM172 147H175V148H173L172 149ZM181 147H183L184 149H185V152L186 151H188V149L190 150V151H188V152H186L187 154L185 155V152L183 151V153L181 152L182 150V148ZM188 147V148H187ZM192 149H190V148ZM195 147V146H194ZM199 147H200V149H199ZM242 147V146H241ZM247 146H245V148H246ZM252 147V146H251ZM250 147V148H251ZM262 147V146H261ZM260 147V145H256V147L254 146L253 148L254 149H252V150H256L255 151V153L253 152V154H255L254 156L258 159V160H254L253 159V161L251 160L250 161V159H248L247 158V155L246 154H249V151L251 150H249V151H247V153L244 151L245 149H243L242 150V152L246 155V156H244V154L242 153L240 156H244V158H247V162H248V164L250 165H248L247 164V162H246V160H241V161H244V162H246L245 164L243 163L242 164V162L240 163L241 165H239V168H240V166H241V168L244 166V170L243 169H241V170H243L245 173H246V175L245 176H250L249 178H251V180H248V181H246V182H251V183H248V184H253V182H258V181H255L256 180V178H261L260 180H263L261 183H264V166H262L264 163L262 162V161H264L263 160V158L264 157H261V156H264V150L263 149H260L261 148ZM108 148V149H107ZM122 148V147H121ZM127 148V147H126ZM125 148V149H126ZM131 148V147H130ZM177 148V149H176ZM197 148H198V150H197ZM244 148V147H243ZM123 149V148H122ZM131 149H133V148H131ZM153 151H152V150ZM180 149V153L179 154H177V150H179ZM239 149H240V147H239ZM259 149V150H258ZM134 150H135V148H134ZM151 150V151H150ZM251 150V151H252ZM261 150H263V151H261ZM116 151H118V150H116ZM122 151H125V150H122ZM157 151V152H156ZM166 151V152H165ZM240 152H241V150H239ZM152 152V153H151ZM155 152V153H154ZM159 152V153H158ZM202 152V151H201ZM200 152V153H201ZM223 152V151H222ZM150 153V154H149ZM153 153H154V156L156 157V158H153ZM165 153H167V154H165ZM170 153V154H169ZM189 153V154H188ZM252 153V152H251ZM250 153V154H251ZM112 154V153H111ZM120 156H118V157H121L119 160H121L122 159V157H123V159H126V160H124V162L125 161H127V158H126V156H124L123 154L121 155V153H118ZM171 156V154H172V156L170 157L169 155ZM249 154V155H250ZM114 155H115V153H114ZM180 155V156H179ZM188 155V156H187ZM257 155V156H256ZM117 156H113V158H115V159H118L117 158ZM174 156H176V157H174ZM240 156H236V159H239V161H240V159H242V157L240 158ZM250 156H252V155H250ZM254 156H252V157H254ZM112 157V156H111ZM180 157V158H179ZM189 157V158H188ZM195 157H197V158H195ZM110 158V156L108 157V159ZM113 158H110L111 159V161L113 160L114 161V159ZM174 158V159H173ZM175 158H176V160H177V158H178V160L177 161H175ZM191 158H193V159H195V160H193V162L192 161H190L191 160ZM206 158V159H205ZM210 158H212V157H210ZM167 159V160H166ZM201 159V161H199V160ZM209 160V161H206V160ZM261 159V161H259ZM158 160H159V163H158ZM77 161H78V163H77ZM109 161V160H108ZM194 161H195V163H196V161H199V162H197V163H200V166L198 165V164H193L194 163ZM117 162H119V163H117ZM128 162V161H127ZM165 164H164V163ZM170 162H172V164H170ZM192 162V163H191ZM201 162H203V163H201ZM205 162L207 163L208 162V165H206L205 164ZM212 162V161H211ZM209 163L211 164V165H209ZM216 163V162H215ZM262 163V164H261ZM116 164L118 165V164H120V161H116ZM174 164V165H173ZM179 164H180V166H179ZM193 164V165H192ZM76 165V166H75ZM169 165V166H168ZM195 165V166H194ZM204 165V166H203ZM251 165H253V166H251ZM165 168H164V167ZM173 166V167H172ZM178 167V168H175V167ZM198 166V167H197ZM210 167V168H207V167ZM218 166V165H217ZM250 168H249V167ZM116 167V166H115ZM130 168V169H128V168ZM180 167V168H179ZM194 167V168H193ZM196 167V168H195ZM254 167H255V169H254ZM114 168V167H113ZM117 168H118V166H117ZM201 168V169H200ZM203 168V169H202ZM251 168H253L254 170H257V172L258 173H256L255 172V175H254V170L253 169H251ZM116 169V168H115ZM114 169V170H115ZM183 169V170H182ZM194 169V170H193ZM197 169V170H196ZM199 169V170H198ZM208 169V170H207ZM106 170H108V169H106ZM110 170V169H109ZM130 170V171H129ZM154 170H156V171H154ZM165 170V173L167 174H164V172H162V171H164ZM212 170V171H211ZM251 170V171H250ZM101 171H103V170H101ZM112 171V170H111ZM116 171H119V169L118 170H116ZM129 171V172H128ZM142 171V170H141ZM149 171H150V173H149ZM198 172V174H200V175H198L197 174V172ZM207 171V172H206ZM208 171H209V173H208ZM253 171V172H252ZM96 172V171H95ZM119 172H121V171H119ZM140 172V171H139ZM178 172L179 173H183L184 172V177H186L185 179H184V177L180 174H178ZM203 172V173H202ZM244 172H242V173H244ZM97 173V172H96ZM114 173V172H113ZM116 173V172H115ZM114 173V174H115ZM155 173V174H154ZM156 173H158L159 175H160V173H161V175H160V179H161V181H163V182H165V180H166V182L168 183L167 184V187H168V185H170V184H177V185H180L181 183L183 184V186L184 185H186L187 184V186H188V184H196L197 186H198V184L200 185V188H196L195 186H192V187H190V186H188V188L187 187H185L186 188V190H184V191H186V192H184L183 193V191H180V190H182L181 189V187L178 189V188H170L171 189V191H169L170 189H167L165 186H166V184L164 185V186H162L164 183L162 182V183H160L158 180H155L156 178L158 179V177H155V179H153V175H156L157 176V174ZM196 173V174H195ZM205 173V174H204ZM210 174L209 176H208V174ZM216 173V174H215ZM235 173V174H234ZM242 173H237V169H233V171H232V176H234V178H237L236 180H234V182H233V180L232 181H230L229 182V184H231V185H233V186H238V183L240 182L239 180L240 179H242L241 180V183H239V184H246V182H245V178H244V176H242L243 174ZM93 175L92 176H94V173H92ZM97 174H99V171H98V173ZM116 174H118V173H116ZM120 174V173H119ZM149 176H148V175ZM195 174V175H194ZM203 174V175H202ZM128 177H126V176ZM129 175V176H128ZM144 175H146L145 176V178H144ZM162 175H164V176H166V177H163ZM171 176V178H170V176ZM178 175V176H177ZM198 175V177H200L201 175H202V177L201 178H199V179H197V178H195L196 176ZM204 175H206V177L204 176ZM215 175H217V176H215ZM41 176H44V178H46L47 177V175L45 174V172L43 173H41ZM88 176H89V178H88ZM151 176V177H150ZM169 176V177H168ZM177 176V178H175ZM215 176L216 177V179H214L213 177ZM240 176H242V177H240ZM112 177L114 178L113 179V181L116 183H113V181H111V179H112ZM179 177H181V179L179 178ZM183 177V178H182ZM213 179H212V178ZM108 178H111L110 179V181H109V179ZM164 178H166V179H164ZM169 178V179H168ZM210 178V179H209ZM238 178H240V179H238ZM248 178V179H249ZM13 179V178H12ZM18 179V178H17ZM106 179V180H105ZM127 179V181H125ZM134 179H136V180H134ZM140 179V180H139ZM148 179V180H147ZM176 181H175V180ZM14 180H16V179H13L12 180V183H10V184H14V183H17L16 181H14ZM18 180H20V183H17L18 185L17 186H14V187H9V188H7L6 190H5V192H0V193H4L5 195H13V196H15V194H17V193H19V191H21V193L22 194H26V192L27 193H33L34 191H32V190H34L33 189V187L32 186H37V189L38 188H40V186H43V183H40V184H36V182L35 181H33V184L31 185V184H28V183H21V180L22 179H18ZM105 180V181H104ZM141 181V182H139V181ZM182 182H181V181ZM197 180H199L200 182H197ZM247 180V179H246ZM8 181L9 182H11V180L10 179H8ZM8 181H6V179H0V185H3V184H5V182H8ZM104 181V182H103ZM134 181V182H133ZM151 181V182H150ZM159 183H158V182ZM179 181V182H178ZM205 181V182H204ZM236 181H237V183H236ZM242 181H244V182H242ZM14 182V183H13ZM165 182V183H166ZM171 182V183H170ZM184 182V183H183ZM93 183H95V184H93ZM99 183H100V185H99ZM180 183V184H179ZM186 183V184H185ZM157 184H159V185H157ZM162 184V185H161ZM181 184V185H182ZM134 185H136L135 186V189H133L134 187ZM94 186V187H93ZM17 187H21V190H19L18 191V188ZM133 187V188H132ZM1 189H5V188H2V187H0ZM94 188V189H93ZM166 188V189H165ZM190 188V189H189ZM177 189V190H176ZM189 189V190H188ZM201 189H203V190H201ZM239 189V188H238ZM46 190V191H47ZM71 190H73V191H71ZM117 190V191H116ZM155 190V191H154ZM198 190H200L199 192L200 193H198ZM1 191V190H0ZM17 191V192H16ZM65 191H67L66 193L67 194H64L65 193ZM173 191V192H174ZM58 192V193H59ZM100 193V194H99ZM71 194V196L70 197H73V195ZM74 195V198L73 199H71L70 198V200L72 201V200H74L75 199V197L77 196V195ZM58 195V198L59 197H61V199L60 200H63V198H62V196H60V194H57ZM81 195V194H80ZM83 195H84V193H82V197H83ZM88 195V194H87ZM86 195V196H87ZM91 195V196H92ZM113 195V194H112ZM85 196V195H84ZM89 197H90V195H88ZM160 196V197H159ZM54 197V196H53ZM53 197L52 198H48L47 199V201L48 202H44V204H45V207H46V204L48 203L49 205H50V201H52V204H54V205H56L57 206V203L53 200ZM78 197L80 198V196L78 195ZM88 197V198H89ZM55 198V197H54ZM56 198H57V196H56ZM64 198V199H65ZM49 199H50V201H49ZM98 199L100 200L101 198L98 196ZM148 199V198H147ZM146 199V200H147ZM150 199V198H149ZM182 200V201H179V200ZM68 201L67 202H69L70 203V205H68L66 208H68V210L67 211H69L70 209H72V205H71V201H69V197H68V199H67ZM158 199H157V203H158V201H159ZM54 201V202H53ZM66 201V200H65ZM76 201L77 202H79L80 201V203H81V201H83V203L85 202L84 201V199H82L81 198V200L79 199V200H77V198L75 199V203H76ZM86 201H88V199L86 198ZM63 202V201H62ZM74 201H72V203H73ZM177 202V203H176ZM180 202V204H178ZM64 203V202H63ZM66 203V202H65ZM74 203V204H75ZM79 203V205L80 206H82L83 207V205L82 204H80ZM127 203V202H126ZM126 203H125V205H126ZM128 203H130V201H128ZM145 202H143V204H144ZM17 203L16 202H13V203H10V204H7V205H3V207H5V209L6 208H8V210H13L12 208H14L15 206H17V207H15L16 208V210H15V212L13 211H10L12 214V216H18L19 217V214L21 213V211H23V209L24 210H26V208H28L27 209V211L28 212H34V210H36V213L37 212H39L37 209L39 208V209H42L41 207H40V205L41 204H32V203H28V201H27V198H25V199H22V201H20L19 202V204L20 205H16ZM43 203H42V207H43V205H44ZM58 204H60V203H58ZM78 204V203H77ZM87 203H85V205H86ZM148 204H145V205H148ZM172 204H174V205H172ZM27 205H29L30 207H28ZM84 205V206H85ZM124 204H122V208H121V206H119L118 205V203H116V201L111 205V206H109V207H111V208H113L114 210L113 211H116L115 213L116 214H118L119 215V217H120V215L122 216V217H125L124 216V214H127L128 213V211L130 210V208H131V206H132V204H129L130 206L129 207H127L128 206V204H127V209L125 208L124 209V206H123ZM141 205V204H140ZM137 206L138 207V209L142 206ZM148 205V206H149ZM178 205H180V207H178ZM70 206H71V208H70ZM76 207V206H74V207H76V210H77V208H79V212L80 213H83L84 212V208H83V211H82V208L81 207ZM10 207H12V208H10ZM97 207H99V206H97ZM121 208V210H119L118 208ZM143 207V206H142ZM152 207V208H153ZM29 208H32L33 210L32 211H30L31 209H29ZM164 208V209H163ZM74 209V208H73ZM72 209V210H73ZM96 211L94 212V214L93 215H91V213H90V215L88 216V215H86L85 213H83V221L85 220V222H83L84 224H88V226H85V227H87V230H85L84 232L85 233H87L88 231H90V228L91 229H93L92 227H94L95 225H97V224H107V223H109L110 221H109V219L107 220L106 219V217H105V219H104V217L103 218H100V215H102V213H101V210H100V208H94ZM93 209V210H94ZM181 210V211H179L178 212V210ZM64 210H65V208H64ZM82 212H81V211ZM158 210V211H157ZM176 210H177V213H176ZM74 211H75V209H74ZM77 211V212H78ZM99 213H101V214H98V212ZM112 211V212H113ZM24 212V211H23ZM26 212V211H25ZM24 212V213H25ZM65 211H63V213H64ZM76 211L75 212H73V213H77ZM85 212H86V210H85ZM92 213H93V211H91ZM103 212V211H102ZM119 212V213H118ZM161 214H160V213ZM169 212H171V215H170V213ZM182 212V213H181ZM35 213V214H36ZM67 213V212H66ZM66 213H64L63 214V216H66L67 214ZM70 213H72L71 212V210H70ZM88 213V214H89ZM99 215V217H98V215ZM115 213H114V216H115ZM169 213V214H168ZM22 214V213H21ZM20 214V215H21ZM66 214V215H65ZM157 214V215H158ZM60 215H62V214H60ZM68 215L70 216V214H69V212H68ZM74 215V214H73ZM73 215H71V216H73ZM118 215H116V216H118ZM166 215V216H165ZM168 215H169V220H168ZM12 216H11V218H12ZM22 216V215H21ZM20 216V217H21ZM63 216H59V217H62L63 218ZM78 216V215H77ZM80 216V215H79ZM84 216H85V219H84ZM74 217H76V216H74ZM86 217H89V220L86 218ZM102 217V216H101ZM118 217V218H119ZM16 218V217H15ZM73 218V217H72ZM115 217H113L112 219H114ZM117 218V217H116ZM121 218V217H120ZM61 219V218H60ZM122 219V218H121ZM172 219V220H171ZM62 220V219H61ZM68 220H69V217H68ZM87 220V221H86ZM64 221H66V220H64ZM171 222V223H170ZM63 223H65V222H63V220H62V224ZM67 223V222H66ZM164 223V224H165ZM81 224H82V222H81ZM83 224V225H84ZM168 224L170 225V226H168ZM172 224V225H171ZM64 227H66V226H69V225H63ZM62 226V227H63ZM90 226V227H89ZM100 226V225H99ZM203 226H205V227H203ZM64 227H63V231H64ZM70 227V226H69ZM96 228L98 227V225L97 226H95ZM193 227V226H192ZM197 227H199L198 229H197ZM31 228V227H30ZM34 228V227H33ZM68 228V227H67ZM96 228H94V229H96ZM99 228V227H98ZM150 228V227H149ZM148 227H147V229H149ZM183 228V230L184 231H182V233H181V229ZM35 229V228H34ZM43 229V228H42ZM66 229V228H65ZM194 229V230H193ZM36 230V229H35ZM35 230H33V232L35 231ZM45 230H48V229H46L45 228ZM45 230L44 231H40V232H45ZM67 230V229H66ZM180 230V231H179ZM32 231V230H31ZM30 231V233L31 234H33V232H31ZM68 231V230H67ZM179 231V232H178ZM192 233H190V232ZM52 232V234L54 233V232H58L57 230L56 231H51ZM30 233H29V235H30ZM36 234V233H35ZM34 234V235H35ZM186 234H188L187 236H186ZM191 234V235H190ZM241 234V233H240ZM41 235V234H40ZM55 236H54V240L55 241H58V242H61L62 241V239H60V238H58V237H60V236H58L57 237V233H55L54 234ZM168 235H170V236H168ZM173 235V236H172ZM149 236V235H148ZM238 236H240V235H238ZM237 236V237H238ZM244 236H245V234L244 235H241V237H240V239H243L244 238ZM23 237H25V235L23 236ZM27 237H29L30 238V236H27ZM31 237H32V235H31ZM88 237V236H87ZM87 237H86V239H87ZM162 237V238H161ZM236 237V238H237ZM28 238V239H29ZM35 238V237H34ZM81 238H83V237H81ZM81 238H80V240H81ZM152 239L153 238H156V237H151ZM185 238V239H184ZM26 239V238H25ZM31 239V238H30ZM29 239V240H30ZM86 239H84V240H86ZM169 239H171V240H169ZM189 239V240H188ZM144 239H142V241H143ZM176 240H178V241H176ZM140 241V240H139ZM139 241H136L135 242V244H134V246L135 247H129V248H125V249H122V250H118V251H114L113 250V252L112 251H110L109 253H107V254H105V256H101V258L103 257L105 260L107 259V260H109L110 259V256H114V260H116L115 262H114V264L115 263H117L118 261H120V260H122L125 256H126V254L127 253H129V251H130V253H133V255H135V254H138L139 255V259H142V260H144V259H147L148 258V256H149V254L150 253H146V251L148 252V250H145V248L143 249V250H145V251H141V252H139L138 253V251L137 252H135L134 250L135 249H132V248H136V243H139L140 244V242ZM148 241V240H147ZM151 241V240H150ZM183 241V242H182ZM81 242H83V240H81ZM144 242H145V240H144ZM84 244H82V243H80V245H88V243L87 242H83ZM145 243H147V245L149 246L150 244H148L149 242H145ZM133 246V245H132ZM144 246H145V244H144ZM115 249V248H114ZM125 250V251H124ZM140 250V249H139ZM120 251H121V253H120ZM112 252V253H111ZM120 253V254H119ZM96 254V253H95ZM95 254H89L88 255V259H89V261L91 260V259H99V258H97V256H98V254H96V257L94 256ZM115 254V255H114ZM147 254H148V256H147ZM141 255V256H140ZM90 256H92V258H90ZM94 256V257H93ZM98 257H100V256H98ZM141 257V258H140ZM86 256L83 258V260L84 261H86ZM102 258V259H103ZM118 260V261H117ZM88 260L86 261V264L89 262ZM94 261V260H93ZM92 260H91V262H93ZM96 261V260H95ZM94 261V262H95ZM98 261V260H97ZM89 264H90V262H89Z\"/></svg>","mask_w":264,"mask_h":264}]
</instances>
